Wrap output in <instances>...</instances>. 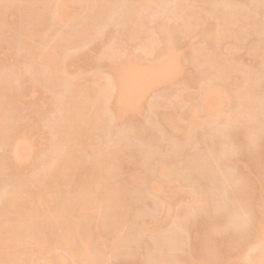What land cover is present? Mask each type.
<instances>
[{
    "label": "rangeland",
    "instance_id": "obj_1",
    "mask_svg": "<svg viewBox=\"0 0 264 264\" xmlns=\"http://www.w3.org/2000/svg\"><path fill=\"white\" fill-rule=\"evenodd\" d=\"M5 1L6 0H4V2ZM7 1H9L8 2L9 4L5 8V6L3 7V5H5L7 2H5L3 4L2 3L3 0H0V2H1L0 3V21H1L0 24L2 26V27L0 26L1 27V29H0V69L1 70H0V72H2V73H0V82L3 83V81H4L3 77H5V76L9 77V79H10L9 83H11L10 87L12 86V83H13V86L11 87V93H7L8 96H5V97L8 98L10 96V94H11V96L13 94L12 97H14V98L10 97V98H12L11 99L12 101L10 100V98L6 99V102H7V100H10V101H8V103L4 102L5 105L2 104V101L3 100L5 101L4 95L0 99V105L2 104L0 106V108H1L0 112L4 115V117L6 118V121L10 119L9 122H11V119H12L11 123H7V124H10V127L9 126L6 127V125H7L6 124L5 125L6 129H5V127H3L5 130L2 129V132L3 131L4 132L1 134L2 136L0 135L1 136L0 139L3 138L2 141H0V143H1L0 144V185H1L0 186V210L4 205H6L9 202V200H11L10 195H9V191L13 187L19 185L17 183L22 184L24 182V185H26V188L29 185L28 191H30V189H31V192H36V190L38 192V189H39L37 186L38 184H35L34 179L36 180L37 177H39V179H40L41 175L43 174L42 170L45 169V167H46V166L44 167V165H46L47 162L50 161L49 160L50 156L48 154L51 151V149H48V147L49 148L52 147V145H50V143L52 141H53L52 143H54L56 141V140H52V139L57 138L56 137L57 136L56 135L57 129H55V127H53V129H55V130H53L51 127L57 126L59 123V120L57 121L55 118H60V120H61V117L65 113V110H64L65 107L63 105L58 104V101H59L58 99H60V97H57V96H63V94L66 93V97L68 98L67 94L69 95V93H70V95L71 94L74 95V92L77 93L79 91V94L75 93V96L73 97V101H75V100H77V101L72 102V103H75L76 105L71 104L72 105L71 111L74 115L78 116L77 118H79V119L80 118H88L91 115L89 109L91 110L92 107L94 106L95 102L97 101V96H99V92L100 93L102 92L101 89H104L105 87L107 88L108 87L107 84H109L108 82L111 83V85L109 86L110 91H111V88L115 89L114 88L115 86L114 87L112 86V85H115V84H112V81H113V83H116V87H117V85L120 86L122 78H120L119 76L122 75L121 68L123 69L125 67L123 62L126 61L127 57L125 59H124V57L128 56L129 55L128 53H130V55H131V53H133L132 54L133 58H136V60L134 61V59H133V61H134V63H137V66H139V69H141L140 67H142V66L146 67V65H143V64H145V63L147 64L148 60H150L149 63H151L153 61H156L155 59L162 55L163 50H164L163 48L165 46L166 41L164 40V38L160 37L161 38L160 39L159 37H157V33H158V36L161 35L158 32L159 27H157V25H159V24H157V23H159L157 19H159L161 22V25L163 24L165 27H168L169 25H170L169 27L174 26V27H172V30H174V31L168 32L169 38L171 37L170 33H172V37L173 36L174 37H173V39L171 37V40L169 38L168 39L170 40L169 43L171 45L172 44L174 45V46L172 45L174 47V50H176V52H178L177 60L174 62H169V65L167 63L166 67H165L166 69L163 67V70H165V72L162 71L160 73H163L164 78H163L162 74H160L161 76L157 75V78L159 76L162 78V80H160L161 78L157 79L156 75H154L153 78H151V79H155L154 81L156 82V84H151L154 81L151 80V83H150V80H148L149 81L148 83H150L151 85H154V86L150 87L151 85L149 84L150 86L148 88V83L144 84L145 81H142L141 84H136V87L133 90L136 91L137 87H138L137 89H139V96H137V99L135 97L137 94L134 96L135 93H133V94L131 93V91H132L131 88H133V87H131L132 83L127 84V86L125 87V89L123 91V94H124V97H126V99L130 98L129 100L132 99L133 101L136 99V102H134V104H135L134 106H136V104H138L137 105L138 107L135 108L134 106H132L135 108V111H134V108H132L133 111H131V108H128L129 112L127 111L125 113V111H123V113H122L123 115L122 114L120 115L121 117L114 116L117 114L116 110L118 109V105H119V103H118L117 107H115L116 106L115 102L117 103L119 100L115 99L117 94L113 95V96L110 94V97H109L108 96L109 92H108V94H106V95L109 98H107V96H105V98H102V100L104 99L103 103L105 104V107H103L104 104H102L103 106L100 104V103H102V101L97 102L98 107L100 104L101 107L106 108V109H104L105 111L107 110V112L105 114H108L109 117L107 115L106 116L108 117L109 120L106 117V124L105 123L103 124L104 126H106V129L104 128L103 125L100 128L95 127L97 130L96 129L91 130V128L89 126L87 129L83 128V131L86 130L83 132V133H85L83 136H85V135L89 136V138L86 137L87 140L89 139V141H87L88 143L86 142V144L84 143V145H83V142H78L75 145V147L77 148L76 150L80 152L79 149L81 146L86 147L87 144L90 145V142H92L90 146H87V148L90 147L88 149H90L91 151L88 150V152H90V154L92 153V155H94L95 153L98 152L97 151L98 148H99V152L105 150V158H107L109 156V158H107L108 160L104 158L105 162L106 163H107V161H108V163L110 162V164L107 163L105 165H107V167L111 168V171H108L107 175H108V177L113 176L115 184L122 183L123 178L125 176H126L125 177L126 179L129 177H135V176H136L135 179L138 178L136 180L132 178L134 181L130 180V178H129L128 181L130 180V182L127 181V183L129 184L128 185V191H129L128 193H130V194H128L127 199H129L130 201L126 200V203H127V206H128V204H130V205L128 206L129 209L127 208L128 210H125L126 209V207H125V209H124L125 211L122 212L123 215H125L127 213V216H125V217L123 216V219H125V220H123V219L121 220L122 217L120 219H115V220L112 219L113 216H111V210L109 207H100L99 211L96 213V218H95L94 223L96 221H98V223H96V225L94 224L95 227L93 228V236L91 237L92 238L91 242H92V245L96 246V248L93 247V249L94 250L97 249L100 252L97 251V253H96V251H95V254L96 255L98 254L97 256L100 257V264H193V262H194V264H199V263L203 262V260H204L203 264L205 262H207V264H241V263H243V261H244V264H247L248 262L245 263V259L247 257H249V260L251 258V260L249 261L250 262L249 264H253V263L254 264L255 263L256 264H264V253H263L264 249L261 248V246H263V248H264L263 244H261V246H259L260 249L252 247L254 249V250H252L248 247L249 250H246V249H248L247 243H250L249 241L258 240L259 243H261L260 241L263 239V237L260 235L261 237L259 238V236L257 234L255 235L256 237H253L254 236L253 234H254V232L255 233L258 232L259 231L258 229H260L261 226H264V112H263L264 110H262V108H264V103H263L264 98L262 96L264 94V69H263L264 67L262 68V66H264V65L261 64L262 62L264 63V58H263L264 52H262V51H264V48H263L264 47V32L260 29L261 26L260 27L258 26L261 22L260 20L262 18V16H261L262 14L259 15L260 13L258 14L257 12H252V14L255 13L254 15H252L250 17L252 19V17L255 16V18L252 19L253 22L251 21L249 16L247 17V14H245L247 12L250 13L249 11L251 9H249L250 8L249 6L250 5L253 6L255 3L250 4L248 1L251 2V0H248L247 2L244 0L245 2L243 1V3H242L243 6H242V5H240L241 3L237 4V2H239V0H230V2L231 1H233V2H231L229 5L227 3L228 0H218V2L221 1V3L222 2L227 3V6L225 3L222 6L223 3L222 4L218 3L217 0H206V1L202 0L203 2L201 0H197L198 2H196V0H182V1L181 0H165L166 2L164 0H161V1L157 0L158 2H161V4L158 2L155 3L156 0H152V3H153L152 5L154 6V7H152L151 4H148V6H147V3H149V2L151 3V1L143 0L145 2L143 3V1H142L140 3L141 0H138L139 2L137 0H134V1L131 0L130 1L131 4H132V2L134 3L137 1L134 5L132 4L133 9L131 7L132 5L128 4L129 7H131L129 9H132L131 11H133V10L135 11V13L132 12V14H134V15H132L131 12L126 11V10L124 11L123 9H120V8H122V6H124L123 7L124 9H126V6H128L126 4L129 2V0H128V2H127V0H125L126 3H124V0L123 1L117 0V2H116V0H112V2H110V1L107 2L105 4V7L103 8V10L105 11L106 10L105 8H107V7L109 8L111 5H112L111 8L115 7V10L113 11V9L107 8L108 10H106L105 12L101 11V9H100L103 6H99V4H98V6L100 8L99 7L97 8L96 7L97 3H93L95 1L97 2V0H87V1L86 0H72V2L74 1L73 3L69 0H67L68 2H66V3L69 6H67L66 8H68L69 10L71 9V10L69 12H64L65 14L67 13L66 15L63 13V16H62L63 22H61L62 24L60 23V21L58 24L57 21L55 20V21H53V23L51 21V23L53 25L51 23H50L51 24L50 25L48 22H50V20H52L51 17L49 19V16L46 13V10L43 9L44 8L43 6H41V5H40L41 7L37 6L39 4L34 5L33 4L34 0H31V1L30 0H7ZM10 1H12V2H10ZM29 1L32 3L30 4ZM75 1H80V4L78 2H75ZM113 1L116 2V4L113 5ZM118 1H120L121 3L119 4ZM49 2L51 3V1H46V4H48ZM163 2L165 3V5L163 4ZM252 2H256V0L255 1L252 0ZM138 3H140V5ZM216 3H218L220 5L217 6ZM233 3L237 4L236 6L238 7L236 9L234 8L235 11L233 9H231L233 11L229 10L230 8L234 7ZM246 3L248 6L245 5ZM32 4L34 5L35 8L32 6ZM143 4H144V6H143ZM156 4H158L160 8L158 7V5L156 7ZM26 5H28L29 8L26 7V10H25L24 7ZM108 5H110V6H108ZM116 5L119 8H117ZM149 5L154 10H151L149 12V9H151L149 7ZM94 6H95V8H94ZM135 6L137 7V9ZM140 6H142V7H140ZM186 6H187V8H189L187 11L185 10ZM214 6H217V9L221 6L224 7V8H222V11L225 9V11L227 12V13H225V11H223L224 14H226L225 16H227V15L229 16L232 13L238 14L237 12L241 11L239 9V7L243 8L245 6L244 10H246V11L243 14L244 10H242L241 14H239L241 17L239 15H237L238 18H241V20H238V18H237V21H234V25L232 24L233 23L232 18L230 17V19H229V17L227 16V19L232 21V22H230L232 25L231 24L228 25L227 22L225 21L227 28L229 29L228 30L226 27H224V29L222 28L223 26H225V23L223 25V21L226 19V18L224 20L222 19V17H224V14L220 18L217 17L219 15L216 12L217 10H214V9H216ZM30 7L32 8V11L35 15H32L33 13H31L32 11H31ZM41 8H42V10H40ZM156 8L159 9V11H160V9H161V11L163 10V12L160 11L161 15H160V12ZM181 8L184 9V13L187 14V15H185L183 13V17L185 15L186 21L184 20L185 17L183 18L182 16H180L181 14L179 16H177V14H179V12L183 11ZM190 8H192L193 11L195 10L194 14H196V12H199V15H198V13L196 15L192 14L191 13L192 10H190ZM227 8H228V10H227ZM34 9H35V11H34ZM127 9H128V7H127ZM147 9H148V11H147ZM174 9H177V11H178V13L176 11V15L174 13L175 12ZM179 9H181V10H179ZM202 9H204V10H202ZM248 9H249V11H248ZM27 10L29 12H27ZM98 10H100L102 14ZM156 10H157V12H156ZM210 10H212V11H210ZM65 11H68V10L66 9ZM188 11L194 17L195 16L197 18L200 17V19H202L201 17L205 18L207 16V13H208V15H209V13H211V14L216 13L217 14V15L215 14L216 16L210 14L211 16H213L215 18L207 16V18H205L206 23L212 22L213 25L215 26V28H221L223 30V31H221V33L223 32L225 35H227L231 31H232V33L229 34L230 36L229 35H227V37L225 36V38H227V39H225L223 37L224 34H220V32H219L221 29L218 32H217V30H218L217 29L216 33L214 35L219 33L216 36H220V38H222L223 40L221 39V40L217 41V38L215 36L212 39V41L214 40L213 42L210 40L211 38H207L206 33H205L206 35L204 34V32H206V29H201L200 30L201 33H199V34H196V33L192 34L191 33L192 36L190 35L191 36L190 38L186 39L185 35H184L185 37L181 38L180 33H182V32L184 33V31H186L187 29H190V28H191V30L192 29L194 30L195 29L194 25L196 24V21L198 20V19L196 20V17L193 18L192 15L189 16ZM25 12H27V13H25ZM36 12H37V14H36ZM40 12H42V14ZM43 12L45 14H47L45 16V18H47V19L44 18ZM96 12H98L97 13V15H98L97 19H98V21L100 20V25H101V26H99V30H98L99 34L96 33L98 31L94 32L90 27H88L86 30L87 35L89 33L88 36H91V32H92L91 38L90 37L88 38L90 41L88 42L87 39H85L83 41H78V40L73 39L74 42L76 41L78 45L74 44L73 47L67 48V46L68 45L71 46L72 44H70V43L73 42V40H72V42L69 41L70 37L73 36L72 38L77 39L76 35L78 34V36H79V34H80L79 32L84 30L86 24L88 25L89 23L93 22L96 19V17H97V16L95 17ZM122 12H123V15H121ZM126 12H127V17L125 15ZM128 12L131 14V15L129 14V16H131L132 18L135 16L133 19H131V21H130V17L128 16ZM212 12H214V13H212ZM28 13L29 14L31 13L33 18L29 17L30 15H28ZM93 13L95 15H93ZM99 13L101 14V16H99L100 15ZM112 13H114V15H112ZM203 14H205V16ZM64 15H65V18H63ZM105 15H109V16H107L108 18L105 17ZM148 15H149L150 20L147 19ZM173 15H175V19H173ZM243 15H244V18L247 17L249 19L248 22H247V18H246V20L244 18H242ZM40 16H42L43 19L48 20V22L42 20V18ZM116 16H118V17H116ZM119 17H121V18H119ZM144 17L149 22V23L146 22V25L144 24V21H143ZM30 18L33 20L34 19L36 20L38 18L39 21H37V23L35 24L34 23L35 21L32 20L33 21V23H32L33 27H31V29L29 30L27 28H30V27L26 28V26L27 25L29 26V24L31 23ZM109 18L111 21L110 20L108 21ZM115 18H116V21H115ZM122 18L123 19L129 18L127 21H129L130 23L129 24H128V22L126 23V19L123 20L125 22V24H124V22L121 23L120 21L122 20ZM190 18L194 19V20H191ZM97 19H96V21H97ZM104 19H106V20H104ZM112 19H113V22H116V23H113ZM151 19H153V20H151ZM219 19H220V21L222 20V22L219 21V23L222 24V27H220L221 24H217L218 23L217 20H219ZM242 19H244V21H246L245 24H244V21ZM90 20H91V22H90ZM134 20H136L135 23L131 24V22H133ZM172 20H173V23H172ZM190 20L193 22L196 20L194 25H193V22L190 23ZM211 20H214L216 23L214 21H211ZM233 20H236V18L234 17ZM101 21H103V22H101ZM104 21L107 24H105ZM165 21H167L166 24L168 23L169 25L167 24V26H166ZM169 21L171 22L172 25L170 24ZM201 21H202L201 23L203 25H206V24H204L205 21H203V20H201ZM239 21H241V22H239ZM254 21H256L257 24H255ZM111 22H112V24H111ZM153 22H155L154 24H157V25H154L156 27L153 26V24H152ZM199 22H200V20H199ZM199 22H197V23L200 25L201 23H199ZM237 22H239L240 25H242V26L235 25V24H239ZM38 23H40V24H38ZM54 23H55V25H54ZM81 23H82L83 27L81 26V28H80ZM137 23H139V24H137ZM34 24L37 28L34 26ZM41 24H43V25H41ZM126 24H127V26H126ZM183 24L185 26H183ZM190 24H192L193 28ZM198 24L195 26L199 28ZM243 24L246 26H244ZM38 25L41 28H39ZM121 25L122 26L124 25L122 28L123 32L121 30ZM133 25L135 26V28L132 27ZM148 25H151V28L147 27ZM230 25L234 26V28L228 27ZM249 25H251V26H249ZM125 26H126V28L124 29ZM235 26H236V28L240 27L239 28L240 31L238 33H236V35H235L237 38L234 37L235 29H236ZM34 27H35V30L33 29ZM130 27H132V28H130ZM179 27H180V30H179ZM183 27H185V28L182 29ZM243 27L247 30H248L247 27H249V30L252 28V30H250L251 33L249 32V30H248V33H247V30L242 32L244 29ZM258 27L262 31V33H260V31L258 30ZM79 28H80V30L78 31ZM129 28H130V30H129ZM153 28H155V30H156L155 32H152ZM157 28H158V30H157ZM202 28H206V27L202 26ZM254 28H257V29H254ZM132 29L136 30L135 33L131 32ZM225 29H226V31L227 30L228 31L226 32ZM253 29L255 31L258 30V32H255V33L252 32V31H254ZM28 30L30 32H28ZM38 30H40V33H38L39 32ZM111 30L116 32V33H113ZM170 30H171V28H170ZM107 31H108L109 35L107 34ZM120 31L122 34L119 33ZM126 31L132 37L130 35L129 36L124 35V32H126ZM109 32H111L112 35ZM127 32L125 34H128ZM173 32H174V34H173ZM175 32H178V34ZM27 33H30V34H27ZM240 33L242 34L243 37L240 36ZM249 33L253 34V35L249 36ZM72 34H75V36ZM175 34H177L179 36L176 35V37H175ZM232 34H233L234 38L231 37ZM68 35H70V36L68 37ZM113 35H114V37H112ZM136 35H138L139 38H137ZM194 35H195V37H193ZM64 36H67L68 39L64 38ZM61 38L66 40L68 45ZM215 38H216V40H215ZM220 38H218V39H220ZM125 39H127V41ZM86 41H87V43H86ZM119 41H120V43H119ZM231 41H232V43H231ZM62 42L65 43L66 46L63 44V47L65 46L66 48H62ZM83 42H85V43L82 44ZM122 42H124V46H123ZM138 42H140V43H138ZM161 42H163L164 45L160 44ZM233 42H235L236 45ZM157 43H159L160 46L161 45L162 46L161 47L158 46L159 44L156 45ZM208 43L210 46H212V48H210V49L214 48L215 53L213 51L212 52L215 55L221 57L222 61L225 60L224 62L226 63L227 67H228L229 63L231 62V61L229 62L228 59H226L227 56H229L231 58L233 57V59L229 58L231 60H234V61H232L231 64H233V62H234V64H236V62H237L236 68H234L235 66L234 67L230 66L231 64L229 65L230 66L229 68H230L232 73H230V70L228 71V69H227L228 72H226V74L229 76H224V77H226L225 80L228 77H230V78H228V79H230L229 82L236 80L235 78L238 75L237 73L240 72V69L243 66L241 73H239V75H241V78L244 76L243 79L246 77L249 78V81H250V82H248L249 84L245 85L247 87L251 83L250 89L248 90V92L250 93V91H252V89H253L255 92L253 91L252 93H254V94L257 93L256 95L258 96L257 97L255 95V97L258 98L255 100L260 101L262 98L263 99V100H261L262 102L261 101L260 102L254 101L252 99H248V98L244 97L247 89L245 90V87H243L241 83H247L248 78L244 79L245 82L242 81L241 78H239L241 81H239V79L237 78V80L234 81V83L237 81H239V83L237 82V83H235V85H232L233 82L228 83V80H226V82H223L224 78L223 77L221 78V76L218 77L216 74L217 71L219 70V67H220V69L222 67V66H219L220 64L222 65L221 61L219 62V60L218 61L216 60V62H214V63L219 62L218 65H216V66H219L217 70H216L217 67L215 66V64H213L215 67V68H213V65L210 66L209 61L205 60V63L207 61V64L203 63V61H200V60H203V57H204V54H202L203 56H200V52H201V50H203L201 48L202 47L205 48L206 46L208 47ZM251 44L253 45V47L254 46H256V47L253 48ZM259 44L263 45V46H261L262 50L260 49ZM118 45H120V46H118ZM231 45H232V49L230 47ZM234 45H235V47H233ZM258 45H259V47H258ZM59 47H61L62 49L61 48L59 49ZM109 47H111L113 49H111ZM209 47L207 48L208 50L204 49L205 51L207 50L208 53H210ZM104 48H105V50L107 49L106 51H108V50L110 51V56H107L106 54H105V56H101V51ZM161 48H162V50H161ZM112 50H113V52L115 51L116 53H112ZM145 50H146V54H149V52H150L149 55L150 56L152 55L151 58H153V59L149 58L148 57L149 55L148 56L145 55ZM204 50H203V52H204ZM254 50H257V51L261 50V51H258L259 53H257L258 55H256L254 53ZM44 51H45V53L46 52L47 53L44 54ZM106 51H103L102 54H104ZM147 51H148V53H147ZM152 51H153V54H151ZM155 51H156V53H155ZM233 51L235 52V56H234V54L232 55ZM40 52L41 53L43 52L44 55L42 54V56H41ZM179 52H180V55H179ZM260 52H262L263 54H261ZM52 53H53V56L56 57V60L58 62H59V59H61L60 63H59L61 65V67L58 64V66H59L58 69L60 70V73L57 72V75H56L59 77V81L54 79V81H51L52 83H50V82H48V80L46 78L47 83H49V85H47L46 82L45 83L43 82L44 79L42 80V78L46 77L44 74V69H45V65L48 64V62H47L48 57ZM35 54H37V56L34 57L33 55H35ZM63 54L66 56V58L62 61L61 57L64 56ZM137 54H142L143 56L142 55L140 56ZM156 54H159V56L158 55L156 56ZM114 55H116V56H114ZM118 55H120V56H118ZM135 55H137V56H135ZM205 55H206V53H205ZM261 55H262V57H261ZM30 56H31V59L33 58L32 60L30 59ZM181 56H182V58L179 59V57H181ZM217 56L213 55L214 58ZM110 57H111V59H110ZM116 57L118 59H116ZM139 57H140V59H139ZM145 57H146V59H145ZM219 57H218V59H219ZM113 58H115V60ZM143 58H144V63L141 64L142 66H140V62L142 63ZM147 58H149V59L147 60ZM208 58H209V56L206 57V59H208ZM43 59H45V60H43ZM128 59H131V57H128ZM128 59H127V61H128ZM120 60L122 61V63H119L121 68L119 66L116 67V65H118L117 62H120ZM137 60H138V62L140 60L139 65H138V62H136ZM211 60H212V58L210 59V62H213V60L212 61ZM261 60H262V62H261ZM131 61H132V59H131ZM126 62H125V64H126ZM175 62H177L179 65L177 66V63H175ZM43 63H44V65H43ZM225 63H223V64H225ZM122 64H123V66H122ZM174 65H175V67H177L176 69L174 68ZM237 65L240 68L239 67L237 68ZM41 66L43 67L42 69L38 68ZM2 67H4V68H2ZM118 67L120 68V71H119ZM135 67H136V65H135ZM169 67H170V69H169ZM227 67L224 68V66H223L222 68L226 69ZM144 68H142V69H144ZM244 68L247 69V72ZM5 69H6V71H5ZM172 69H174V70H172ZM235 69H238L237 72ZM8 70H9V72H8ZM35 70H39V71H37L38 75H37V72ZM41 70H43V71H41ZM113 70H115V71H113ZM166 70H167V72H169V70H172V71L166 74ZM244 70L246 73H249V72L251 73V71H252V75H253L252 77L253 78H251V74L250 75L247 74L250 77L249 76L245 77L244 74H246V73L245 72L243 73ZM259 70L261 72H263V74L262 73L259 74V72H260ZM40 71H41V73H43L44 76H42L40 74ZM112 71H113V73L114 72H116V73L113 74ZM33 72H36L37 77L34 75L35 73L33 74ZM196 72L198 75L196 74ZM235 73L237 74L236 76L230 75V74H235ZM253 73H255V74H253ZM118 74H120V75H118ZM165 74H166V77L169 76L168 79L165 77ZM12 75L14 77L13 79H11ZM218 75H219V71H218ZM254 75H255V77H254ZM61 76H63L62 77L63 80L65 78V82L62 79H60ZM188 76L196 77V81L194 79H192L193 77L191 78L194 81V83L191 84V82H190V84H191L190 86L187 85V84H189V81H186L187 84H185V80L187 79L185 77H188ZM197 76L199 77L198 79H197ZM66 79H68L69 82ZM163 79H165V80H163ZM131 80H132L131 82H133V79H131ZM192 80H190V81H192ZM206 80H208L209 83L211 82L210 83L211 86L215 85L216 88H218L217 86H220V88L221 87L223 88L224 86H226L223 89L221 88L222 90H220V88H219L221 93L223 92V90L225 91L222 93L223 96H224V93L227 92V87L231 86L232 88L229 87L228 90L232 89L231 93L233 92L232 93L233 98H236L237 100H239V98H241L243 101L245 99V101L243 103H241V105L243 107L245 106V108H248V110L245 108H244L245 110H243V111H242L243 108H241V110H238L239 109L238 107H242V106L241 105L237 106V104H239L238 102H240V101L242 102V100H239L237 102V100L235 99V103L233 102V104L237 103L235 105L236 108H238L237 110L240 111L241 113H243V115H242L241 113H239L236 110V112L238 113L237 116L240 114L238 117H236V114L233 116V117H235L234 121L236 120V118L237 119L240 118L239 120H237L238 122L235 121V123L237 125L232 124V122H234V121H232V122H229V123H231V125L229 127L228 126L229 123L227 122V121H229V119L224 118V120H222L224 116L225 117L230 116V114H229L230 112L227 111V110H229L228 108H230V110L232 109V111L235 112V110H234L235 106H232V103H231V106L233 107V108H231L230 104H229V102H232V99H233L231 93L228 94V92H227L225 94V96H227V94H228L227 97L224 96L225 99L227 98L226 100L223 98V96H221L222 94L220 93L221 94L220 96L222 97V100L224 101V103L222 100H221V103H220V101L218 102L216 100L215 96H213V98L218 102V105H219L218 107L221 106L220 108L217 107L216 101L213 104V98L210 96V99H211L210 101H212L211 104L216 105V106H214L215 108L212 109V111H214L213 113H215L212 116H211L212 111L206 110V108L203 106L204 104L201 102L202 98L201 99H199V98L202 94V91L204 92L203 89H205L206 86L209 85L208 81L206 82ZM57 82H59V83H57ZM99 82L103 83V85L101 86V84H99ZM173 82H174V84H172ZM182 82H184V83H182ZM2 83H0V85H2ZM64 83H66V84L64 85ZM96 83L99 84V87H98V85H96ZM206 83H207V85H206ZM225 83L229 84V86L226 85ZM133 84H135V82ZM184 84L188 88H186ZM201 84H202V87H201ZM55 85H56V87H54V89H53L52 86H55ZM104 85H106V86L104 87ZM140 85H143V86H141V88H140ZM236 85H238L239 91L241 90L240 95L238 94L239 91L235 90L237 88ZM62 86H64L63 87L64 89H62ZM132 86H134V85H132ZM10 87H9V89H10ZM50 87L52 89H50ZM70 87H72V88H70ZM171 87L174 89L172 90ZM241 87H243L244 89H242ZM12 88H13V90H12ZM55 88H57V89H55ZM67 88L69 90V93L67 92V90H65ZM73 88L75 89L74 92L72 91ZM93 88L94 89L96 88V89L94 90ZM98 88L99 89L101 88V89L99 90ZM117 88H118V90H117ZM117 88L115 89V92L117 93V91H118V95H119L120 87H117ZM184 88L187 89L186 92H185L186 89H184ZM248 88H249V86H248ZM70 89L73 93H71ZM141 89H142V92H144V94L142 93V95H141ZM96 90H99V91H97L98 95H94L96 93ZM106 90L107 89H105V91ZM243 91H244V93H243L244 95H242ZM62 92H64V93L62 94ZM93 92H95V93H93ZM169 92H171V93H169ZM181 92H182L183 99H182V97H180V100H179L178 97L181 95ZM184 92H185V94H184L185 96L183 95ZM187 92L190 93V95H189V96H191L190 100L193 101L194 103L193 102L189 103L190 100H189V97L187 96V94H188ZM111 93H114V92L111 91ZM168 93L170 95L172 94L171 97ZM259 93H261V96L259 95ZM92 94L94 97H92ZM197 94H198V96H197ZM230 94H231V96H230ZM254 94H253V98H254ZM76 95H79V97ZM95 96H96V98H95ZM141 96H144V97L142 98ZM172 96H173V98H172ZM194 96H197V97H194ZM242 96L244 98H242ZM251 96H252V94L250 93V98H251ZM63 97H65V95ZM66 97H65V99L61 97V99H64L66 101V99H67ZM124 97H122V98H124ZM185 97H188V100H186L187 98L185 99ZM229 97L231 98L230 100H229ZM259 97H261V98H259ZM117 98H119V97L117 96ZM168 98H170V100ZM175 98L177 99L175 101V104H177L180 101L178 106L177 105L176 106L177 107L182 106L178 109L176 108L177 109V111L175 112L176 118L174 117V111L176 109L173 110L172 111L173 113H172L171 112L172 109L168 108V107H170L171 103H174ZM126 99H125V101H126ZM181 99L183 102L185 100V103H183L181 101ZM207 99H209V97H207ZM93 100L95 101L94 103H93ZM199 100H201L199 103L203 104L202 107H200V104L197 102ZM228 100H229V102H228ZM248 101H249V103L251 101V103L254 104L253 106H251L252 104L250 105L251 108L249 106H246L247 103H245V102H248ZM155 102H156V104H154ZM9 103H10V105H8ZM55 104H57L56 106L60 107V109L55 107ZM184 104L186 105L185 110L183 109L185 106ZM194 104L197 106L198 109L195 108V106L193 107ZM243 104H245V105H243ZM260 104H262V105L259 106ZM73 106H74V108H73ZM151 106H152V110H151ZM171 106H173V105L171 104ZM188 106L190 107V109L188 108ZM95 107H96V104H95L94 108ZM153 107H155L154 108L155 111H154ZM252 107H255L256 111H255V108L250 111V109H252ZM257 107H260V108L257 109ZM61 108L64 111L61 110ZM166 108L170 109V111L166 112ZM191 108H194L195 110L192 109L193 110L192 111ZM86 109H88V111ZM181 109H183V112ZM186 109L188 110V112H190L189 114H187ZM215 109L216 110L218 109L217 113H216ZM225 109L227 112H229L228 113L229 115L227 114ZM73 110H75V111H73ZM150 110L152 111L153 114H151ZM163 110H165V112L167 114ZM223 110L226 112V114L223 115V117L221 116L222 117L221 118L219 114H224ZM82 111H84V112L87 111V114L85 113L84 117H83L84 113ZM158 111L159 112L161 111V113L159 114ZM162 111H163V113H162ZM179 111L181 112V115L185 112V114L182 115V118L183 117L188 118V115L189 116L193 115L194 119H196L197 123H199V121H200L199 125H197L196 122L194 123L195 120L193 121V123H191V124H194V126L196 125L195 128L198 127L196 130H199L200 126L202 127V129L199 130V132H197L199 134H202V130H205V127H203L204 125L206 127L210 126V128L209 127L206 128L207 130H205L203 132V134H204L202 136V138H204L203 140L201 137H198L197 133L194 135V133H193L194 129L192 128L194 126L193 125L191 126V124L190 125L188 124L189 122L186 120L187 118H185V120L183 118V120L179 121V119L181 118V115L178 116L180 114ZM195 111H199V118L197 116L198 112H195ZM203 111H205V112L208 111V112L203 113ZM232 111H231V113L234 114V112H232ZM247 111H250V113H252V112L253 113L250 114ZM6 112H8L9 114H7ZM48 112H49V114H48ZM50 112H51V114H50ZM170 112L172 113L173 116L170 114V117L168 118L169 122L170 123L172 122V124L175 122V125H176L175 127L179 128V129L177 128V130L175 129V131L173 130L174 124L170 125V123H168L167 122L168 120L166 119L169 115L168 113H170ZM201 112H202V114H200ZM209 112H211V113H209ZM191 113H192V115H190ZM195 113H197V114H195ZM244 113H245V115H244ZM205 114H210V115L209 116L207 115V117H205ZM9 115H10V117H9ZM50 115H51V117H53L55 115V117L52 120H56V121H52L50 119L51 118ZM86 115L88 117H86ZM155 115H157L159 117L158 119L161 121H159L158 119H153V116H155ZM162 115L167 116V117H163ZM214 115L216 117L218 116L220 118V121H219V119L218 120L215 119ZM193 116H192V119H193ZM161 117H162V119H161ZM209 117H211V118L214 117L215 121L216 120L217 121L214 122V121H212L213 118L211 119ZM46 118H47L46 121H48V119H50V122L51 123L53 122V125L50 124V122H46L45 121ZM170 118H171V120H170ZM202 118H204V121L202 120ZM152 119L154 121L156 120L155 121L156 123H157V121L159 122L158 126L156 125V123L151 124ZM209 119H211L210 120L211 122L209 121ZM226 119H228V120H226ZM240 120H241V122H240ZM62 121L63 120H61L60 123H63ZM165 121L167 122V124ZM181 121H186V122L181 123ZM218 121L222 122V125L225 123V127H224V125H223V127L227 131H225V129L223 130V127L221 128L219 126L220 123H218ZM55 122H58V123L56 124ZM178 122H180V123H178ZM54 123L56 125H54ZM160 123H161V125H159ZM163 123L166 124V127L168 126L167 131H169L170 133L165 130V125ZM183 123L187 129L183 128L184 127ZM185 123L188 125H186ZM203 123H204V125L202 126L201 124H203ZM209 123L210 124L217 123V125H215V124L212 126L207 125ZM226 123L228 124L227 126L230 129H231L232 125L235 126V129H231L228 132V127H226ZM153 126L154 127L156 126L157 128H154ZM160 126H162V127H160ZM189 126L192 130L189 128ZM84 127H87V126H84ZM102 127L104 129H101ZM218 127H220L221 129H219ZM170 129H172V130H170ZM181 129H182V131H181ZM196 130H194V132H196ZM89 131H91V132H89ZM157 131L159 133L160 132H162V133H160L158 135ZM219 131L224 132V133H220ZM163 132L165 133L164 137H163ZM206 132H208L210 134L208 135V134H206ZM251 132H252L253 136L251 135ZM92 133H93V135H92ZM185 133H186V137L184 136ZM191 133H193V136H195V137L192 136L191 138H189L191 136ZM11 134L12 135L14 134V136L15 135L19 136L20 139L22 136V139L20 140V142L23 140L21 142V144H22V147H25V150L23 148L24 153L26 154L25 158H23V159L11 158V154L9 153L10 150H7V148H6L8 146L7 144H9L8 143V141H10L9 139L12 137ZM155 134L158 137L155 136ZM189 134H190V136H189ZM218 134H222V136L221 135L218 136ZM166 135H167V137H166ZM159 136H161V138H159ZM199 136H201V135H199ZM214 136H215V138H214ZM250 136L253 137L252 138L253 141L250 140L251 139ZM91 137H93V141H92ZM122 137H123V139H122ZM212 137L215 140L213 143H216V141L218 142V140H221V145L219 142V144L218 143H216V144L212 143L213 146H211L212 144H211L210 140L212 139ZM232 137H233V139H232ZM199 138H201V139H199ZM216 138H217V140H216ZM213 139H212V141H213ZM227 139H229V140H227ZM120 140H125L126 143L129 144L128 147H131L130 149L133 150L132 155H130L128 158L127 157L125 158L126 160L124 161L123 165H122L123 161H120L122 156L121 157L119 156V155H121V153L118 150L119 145L117 143V141L119 142ZM174 140H175V143L173 142ZM182 140H185V141H182ZM222 140H223V142H222ZM224 140H225V143H224ZM3 141H5L7 146H5V143L2 145ZM151 141H152V143H151ZM156 141L159 142L160 145L158 144V146H160V147H158L155 150L154 149L155 148L154 143H157ZM195 141H197V142H195ZM143 142H145L144 143L145 146L147 143L148 146H146V147H147V150L149 151L150 155L152 153L154 155L156 152L157 157H158V155H160L159 159L165 155L167 157H164V159L166 158L169 160L171 158L173 160L172 162H174V163L172 164V162H171V164L168 165V163H170V162H164V159L159 160V159H157V157L154 158L152 155L150 157L154 158L155 160L154 159L151 160V158L148 157V158H145L147 161L146 162L144 157L140 154V153L143 154V152H147L146 147L143 145ZM227 142H231V144L233 143L232 144L233 148H231L232 145L229 143L227 146H225ZM148 143H151V145L149 146ZM192 143H193V145H192ZM196 143H198V144H196ZM77 144L79 147L77 146ZM190 144H191V146H190ZM91 146H93L92 149H91ZM151 146L153 147L152 151H154L152 153L150 152V150H151L150 148H152ZM156 146H157V144H156ZM181 146L186 147V148L183 149V147H181ZM188 146L190 149L188 148ZM222 146H224V147L222 148ZM141 147L145 148V150L143 149L142 152H141V150H142ZM176 147L179 148V150H181L180 151L181 153L177 149H175ZM82 148L84 149V147H82ZM94 148L97 149L96 152L93 151V150H95ZM180 148H182V149H180ZM218 148L221 150L220 151L221 153L219 152L220 154L218 153ZM116 149H117L119 155H117ZM158 149H159V151H158ZM172 149H174L173 152H172ZM223 149L224 150L226 149L227 151L228 150L229 151L227 153H225L226 150L224 152ZM84 150H86V149H84ZM84 150H81L82 151L81 153H83ZM176 151H177V154H176ZM88 152H86L85 154H87L89 156L90 154H88ZM107 152H108V154H107ZM160 152H162V153H160ZM170 152H172L171 154L175 153V155L173 154L174 156L171 155V157H170V155L168 156V154H170ZM186 152H187V154H186ZM212 153H214V154H212ZM178 154L179 155L181 154V156H179L180 158L177 157ZM206 154L209 157H206ZM209 154H212V155H209ZM215 154L219 160H221L220 156H222L224 154L223 160L218 161L216 156H214ZM83 155H84V153H83ZM87 155L85 157L88 160H91L92 155L89 157H87ZM116 156L120 157V159H118V162L121 163V167L120 166L118 167V165H120V164L118 163V165H117V163L113 160L114 158H115V160L117 159ZM172 156L175 158H173ZM187 156L190 158H188L186 160ZM141 157H143V158L141 159ZM176 158H178V159L175 160ZM191 158L192 159L194 158V160H196V161H194V160L190 161ZM201 158L203 159L202 161H201ZM208 158L211 160H209ZM140 159H141V161H140ZM148 159H150L152 162L149 160L151 162V163H149ZM205 159H208V161H206ZM162 160H163V162H161ZM204 160L206 161V163L205 162L203 163ZM198 162L201 163L200 166H202L204 168H207L206 164L208 163L207 164L208 169H206L205 172H203V168L198 165L199 164ZM215 162H219V163H215ZM43 163H46V164H43ZM69 163H68V166L72 165L71 162H69ZM166 163H167V165H166ZM111 164H113L116 169L112 168L113 165H111ZM115 164L117 165V167ZM196 164L199 168L196 166ZM163 165H165V168H169V169L172 168V170L171 169L170 170L165 169ZM195 166L197 167V170L199 172L196 170ZM39 167L41 168V170H39L40 169ZM120 168H121V170H120ZM160 168L163 169V172L166 170L165 174H162L159 172L161 170ZM200 168L202 170H200ZM158 169H159V171H158ZM117 172L119 174L121 172H123L122 178L120 177L122 174H120V176H119ZM201 172H202L203 176H199V175H201ZM116 173H117V175H116ZM142 173L146 178L142 175ZM181 173L184 175H182ZM159 174H162V175H159ZM127 175H128V177H127ZM139 175H141V176L139 177ZM197 176H199L200 178ZM75 177H77V179H75ZM79 177L80 178H78V176L76 174V176H74L73 180H71L69 182L70 184L68 183V185L65 187L64 186L57 187V183L54 184L56 186V188L58 189L57 190L58 195H60V200H59V203H57V206H56V204H55V206L53 204H50L51 209L55 210L54 212H57L58 210H60L57 208L60 207L61 205L62 206L60 208H63V204H62L63 202H62L61 198H64L63 200H65V203H66L67 200L69 199L68 197L72 193L75 194L76 199L73 198L74 197V194H73L72 199L70 198L71 201L72 200L75 201V200H77L78 197H82L83 194L80 196L81 193H78V192L82 191L83 193H85L84 191H86L87 187L85 186L84 181H82L83 179H82L81 172L79 174ZM201 177H203V178H201ZM140 178L141 179L143 178L142 180L144 182L143 183L144 185H146L147 183H150L151 180H154V178H155V180H156V178L159 179L158 180L159 182H162V183L165 182V185H163L164 183L163 184L160 183V184L163 185L162 188L166 187L167 192L166 193L164 192L165 188H164V190L163 189L161 190L163 192H160L161 193L160 196H157L155 194L151 195V194L145 192L144 190H146V186H144L142 184V182H140L141 181ZM144 178H145V180L148 181V182L146 181L147 182L146 184H145ZM176 178H178V179L176 180ZM78 179H79V181L81 179L83 184L81 182H79ZM199 179H201V180L198 181ZM137 180L140 182V185L138 184V182H136ZM124 181H125V179H124ZM173 181H175V182H173ZM176 181H177V184H176ZM167 182H168L169 187L167 186ZM179 182H180V184L178 185ZM198 182H199V184L196 187H194V185H196ZM80 183H81V185H80ZM172 183H174V185ZM133 184H135V185L137 184V186H135ZM170 184H171V186H170ZM54 185L52 184V186H54ZM83 185L85 188H83ZM101 185L102 184H100V186ZM138 185L140 188L138 187ZM176 185H178V186H176ZM192 185L194 188L192 187ZM39 186H41V184H39ZM141 186H143L145 189ZM43 187H44V185H42L40 187V191L42 194L45 191V190L43 191V189H44ZM167 187L169 188V190ZM178 187H183V188H178ZM185 187H186V189H185ZM56 188H54V189H56ZM64 188L66 190V193L67 192L70 193L69 196H68V193L66 195ZM83 189H85V190L83 191ZM179 189L182 190V192H183L182 194H180L181 190L179 191ZM193 189H195V190L193 191ZM196 189L199 192L194 194L195 191H197ZM62 190H64V191H62ZM141 191L148 194V196H146V194L144 195ZM169 191H172L174 197L172 196V193ZM162 193H163V195H162ZM177 193H179V194L177 195ZM103 194H104L103 192L100 193L99 197L102 199V200H100V202L104 206L105 205V202H104L105 199L102 198ZM199 194H200L201 198L203 197V199H202L203 202L200 199H198V200H200V202H202V203H204L205 201L208 200L209 203L205 202V204L207 203L206 204L207 206H205V204H204V206L202 204V207H200L198 204L190 205V202L191 203L193 202L192 199H194V198L197 199L198 197L200 198ZM77 195H79V196H77ZM43 196H44V198H43ZM43 196H42V203H43L42 207L48 208L49 207V205H48L49 199L47 200V198L48 197L50 198L51 195H48V193L46 195V192H45V194H43ZM64 196H66V198ZM191 196H192V198L190 200L189 197H191ZM31 202H32L31 200H28V201L25 200L22 202L24 204V208L26 211L28 210L29 205L31 206V204H32ZM45 202L47 204H45ZM69 202H67V203H69ZM187 202H189V203L186 204ZM184 204L186 205V207L184 206ZM194 205L195 206L198 205V207H194ZM199 208L202 211H200ZM53 210H51V211H53ZM108 210H110V211H108ZM136 210H137V212H136ZM182 210H184V211H182ZM239 210H242V211H239ZM42 211H41V215H44L42 213ZM134 211L136 212V214L137 213L138 214L136 215L134 213ZM181 211H182V213H181ZM237 211H239V212H237ZM185 212H188V213L186 214ZM242 212H244L243 215H242ZM133 213L135 214L134 216H133ZM180 213L183 215H179ZM189 213H190V215H189ZM236 213H238V214H236ZM44 216L48 218L47 214H45ZM135 216H136V218H135ZM234 216H235V218H234ZM47 218L43 217L44 224L45 223L47 224V221H45V219L47 220ZM233 218L236 220L235 221L236 223L233 222L234 221ZM106 219H108V221H106ZM239 219H240V221H239ZM102 221H105V223ZM231 221L234 223V225L232 224ZM227 223H229L228 226H230V227H226ZM105 224H106V226H105ZM44 227H45L44 231H46V234L49 233L48 232L49 228L47 229L46 225ZM45 229H47V230H45ZM234 229H235V231H234ZM256 229H257V231H256ZM105 230H107V231H105ZM260 230H263L262 233H264V229H260ZM262 233L260 232V234H262ZM54 236H51L53 239L50 237V239H52L53 241L55 239L61 238V235H57L58 237L56 235H54ZM117 237L119 239H122V240H120L122 243H124L123 238H125V239L126 238H129V239L132 238V241H134L131 243L132 246L128 245L131 249H128L127 245L125 246V248L128 250L127 253L124 254V253L118 252V251H120L119 248H117L118 249V251H117L113 247L111 241H115L117 239ZM59 239H58V241L62 240V239H60V240ZM125 239H124V241H125ZM52 240H50V241L53 244L51 242H49V244L52 245V249L56 248L57 251L60 250V251H58V253L59 252L62 253L61 251L65 252L64 247H63V250H61L63 243H60L61 244L60 245L59 243H57L56 240H55L56 243H54ZM129 241L131 242V240H126L127 244H129ZM29 242L30 241H25L24 243H21L16 247L20 248L21 246H28ZM62 242H63V240H62ZM56 244H57V247L59 246L58 248L56 247ZM29 245H30V243H29ZM54 245H55V247H54ZM250 245H252V244H250ZM250 245H248V246H250ZM60 246H61V248H60ZM30 247H31V245H30ZM255 249L261 250V251L258 252ZM112 250H116L118 252L117 254H119V253L120 254L116 255L115 251L113 252ZM239 250H242V251L239 252ZM53 251H55V250L53 249ZM57 251H56V253H57ZM250 251H254V252L251 253ZM256 251L262 257H260V258H259V256L257 257L258 254ZM241 252H243L242 255L239 254ZM245 252H246V254H245ZM247 252L249 254H247ZM255 253H256V256H254ZM64 254L67 255L66 256L67 258L69 257L68 253L65 252ZM99 254H100V256H99ZM44 255H46V254H44ZM46 256H48V254ZM46 256H44V257H46ZM240 256L244 260L241 261L242 258ZM244 256L246 258H244ZM47 258L48 257H46V259ZM69 259L70 258H68V260ZM38 261H39L38 264H40L41 261L39 259H38ZM42 261L45 262V258H43ZM253 261H255V262H253ZM41 264H42V262H41Z\"/></svg>",
    "mask_w": 264,
    "mask_h": 264
},
{
    "label": "bare ground",
    "instance_id": "obj_2",
    "mask_svg": "<svg viewBox=\"0 0 264 264\" xmlns=\"http://www.w3.org/2000/svg\"><path fill=\"white\" fill-rule=\"evenodd\" d=\"M31 1V0H30ZM29 1V2H30ZM46 1H51V3L49 2L48 4H46ZM53 1V2H52ZM69 1H71L72 2V0H69ZM87 1V0H86ZM112 2V0H97V2L95 1V2H93V3H97V5H96V7L98 8L99 6H103L102 8H100L101 9V11H104L103 10V8L105 7V4L107 3V2ZM123 1V0H122ZM130 1L131 0H129V2H128V0H127V4L126 5H130L131 3H130ZM134 1V0H133ZM138 1V0H137ZM136 1V2H137ZM143 0H141L140 1V3L142 2ZM147 1V0H146ZM148 1H151V3L149 2V3H147V6H148V4H153L152 3V0H148ZM158 1H161V0H158ZM157 0H156V2L155 3H157L158 2ZM165 1V0H164ZM182 1V0H181ZM180 1V2H181ZM202 1V0H201ZM206 1V0H205ZM243 1L244 0H239V2H237V4L238 3H241L240 5H242V3H243ZM246 2L248 1V0H245ZM244 1V2H245ZM255 1V0H254ZM5 2H7L5 5H3V7L5 6V8H6V6L9 4L8 2L9 1H5ZM4 2V0H3V4L5 3ZM10 2H12V1H10ZM66 2H68L67 0H34V2H33V4L34 5H36V4H39V5H37V6H43L44 8L43 9H45L46 10V13L48 14V16H49V19H50V17H51V19L52 20H50V22H48V20H45V19H47V18H45V16L47 15V14H45L44 12V18L45 19H43V17L42 16H40L41 18H42V20H44V21H47L49 24L51 23V21H52V23H53V21H57V23L59 24V21H60V23L61 22H63L62 21V16H63V13L64 12H69L70 10L68 9V8H66L67 6H69V5H67V3ZM74 2V1H73ZM72 2V3H73ZM75 2H78L79 4H80V1H75ZM116 2H117V0H116ZM116 2H114L113 1V5L114 4H116ZM119 2V4L121 3L120 1H118ZM136 2H132V4L134 5ZM139 2V1H138ZM145 1H143V3H144ZM166 2V1H165ZM196 2H198L197 0H196ZM203 2V1H202ZM217 2H218V0H217ZM231 2H233V1H231ZM230 0H228V4L230 5ZM250 4H253V3H255L253 6H251L249 3V9H251L250 11H249V9H248V11L251 13H245V14H247V17L249 16V18L252 16V15H254L255 13H253L252 14V12H257L259 15H261L262 16V18H261V22H260V24L258 25L259 27H260V29L264 32V0H256V2H252V0H251V2L250 1H248ZM1 3V2H0ZM32 2H30V4H31ZM124 3H126L125 2V0H124ZM140 3H138L139 5H140ZM154 3V4H155ZM158 3H160L161 4V2H158ZM218 3H221V1L220 2H218ZM218 3H216L217 4V6H219L220 4H218ZM223 3V4H222ZM221 4H222V6L224 5V3L226 4V6H227V3L226 2H222ZM32 4V6L34 7V5ZM98 4H99V6H98ZM118 4V5H119ZM131 4V5H132ZM163 4L165 5V3L163 2ZM215 4V5H216ZM237 4H235V3H233V5H234V7H232V8H230L229 10H231V9H233L234 10V8L236 9V8H238L236 5ZM124 5V4H123ZM125 5V6H126ZM129 5L128 6H126V9H124L123 7L124 6H122V8H120V9H123L124 11L126 10V11H129V12H131V14H132V12L133 13H135V11L133 10V11H131L132 9H133V5L131 6L132 7V9H129V8H131V7H129ZM138 5V6H139ZM146 5V4H145ZM157 5L158 4H156V7H157ZM239 5V6H240ZM245 5H247V3L245 4ZM40 6V7H41ZM108 6H110V5H108ZM112 6V5H111ZM111 6L109 7L110 9H113V11L115 10V7L114 8H111ZM117 6V5H116ZM143 6H144V4H143ZM146 6V7H147ZM217 6H214L216 9H214V10H217L216 12H217V14L219 15V16H217V17H221L223 14H224V12L223 11H225V9L222 11V8H224V7H219L218 9H217ZM232 6V5H231ZM243 6V5H242ZM248 6V5H247ZM246 6V7H247ZM2 7V8H3ZM26 7L27 8H29L28 7V5H26L25 7H24V9L26 10ZM107 7V6H106ZM127 7H128V9H127ZM136 7V6H135ZM140 7H142V6H140ZM149 7L151 8V6L149 5ZM152 7H154L153 5H152ZM158 7H159V5H158ZM162 7V6H161ZM165 7V6H164ZM241 7V6H240ZM239 7V9L241 10H239L240 12H237L238 14H235V13H232V14H230L228 17H229V19H230V17L232 18V21H233V25H234V21H237V18H238V16L237 15H239V14H241V12H242V10H244V8H245V6L243 7V8H240ZM253 9H252V8ZM31 8V7H30ZM35 8V7H34ZM94 8H95V6H94ZM108 8V7H107ZM107 8H105L106 10H108ZM117 8H119L118 6H117ZM148 8V7H147ZM160 8V7H159ZM186 8H187V6H186ZM185 8V10L187 11L189 8H187L186 9ZM68 10V11H65V10ZM136 9H137V7H136ZM157 9V8H156ZM182 9V8H181ZM181 9H179V10H181ZM29 10V9H28ZM27 10V12H29ZM40 10H42V8L40 9ZM105 10V11H106ZM151 10H154V9H149V12L151 11ZM158 11H159V9H157ZM157 10H156V12H157ZM183 11H181V12H179V14H177V16H179L180 14V16H182L183 17V13H184V9H182ZM190 10H192V14H194V11H193V9L192 8H190ZM189 10V11H190ZM202 10H204V9H202ZM227 10H228V8H227ZM233 10H231V11H233ZM238 10V9H237ZM2 11V10H1ZM31 11H32V8H31ZM30 11V12H31ZM34 11H35V9H34ZM98 11H100V10H98ZM101 11H100V13H101ZM104 11V12H105ZM111 11V10H110ZM121 11V10H120ZM147 11H148V9H147ZM160 11H161V9H160ZM159 11V12H160ZM174 13H175V15H176V11H177V9H174ZM185 11V12H186ZM188 11V12H189ZM210 11H212V10H210ZM230 11V12H231ZM235 11V10H234ZM246 10H244L243 11V14H244V12H245ZM3 12V11H2ZM27 12H25V13H27ZM103 12V13H104ZM109 12V11H108ZM128 12V16H129V13ZM161 12H163V10L161 11ZM161 12H160V15H161ZM187 12V13H188ZM209 12V11H208ZM31 13H33V11L31 12ZM31 13L29 14L28 13V15H30L29 17H31V18H33L32 17V15H35L34 13L31 15ZM39 13V12H38ZM41 14H42V12H40ZM97 13L98 12H96V15L93 13V15H95V17H96V19L98 18V15H97ZM99 13V14H100ZM115 13V12H114ZM114 13H112V15H114ZM177 13H178V11H177ZM198 13V15H199V12H196V14ZM207 13V12H206ZM205 13V14H206ZM212 13H214V12H212ZM225 13H227L226 11H225ZM36 14H37V12H36ZM50 14V15H49ZM65 14V13H64ZM67 14V13H66ZM65 14V15H66ZM102 14V13H101ZM101 14L99 15V16H101ZM108 14V13H107ZM125 14V13H124ZM130 14V15H131ZM172 14V13H171ZM170 14V15H171ZM185 15H187L186 13H184ZM192 14H190V12H189V16L190 15H192ZM196 14H194V15H196ZM205 14H203L204 16H205ZM211 13H209V15H208V13H207V16H209V17H212V18H215V17H213V16H211V15H215L216 13H214V14H211ZM216 14V15H217ZM3 15V14H2ZM65 15H64V17L63 18H65ZM92 15V16H93ZM121 15H123V12L121 13ZM126 17H127V12H126ZM132 15H134V14H132ZM175 15H173V19H175ZM185 15H184V17H185ZM215 15V16H216ZM226 14H224V17H222V19L224 20L225 18V20L223 21V25H224V23H225V21L227 22V24L229 25V24H231L230 22H232V21H230V20H228L227 19V16H225ZM235 15V16H234ZM107 16H109V15H105V17H107ZM207 16L205 17V18H207ZM240 16V15H239ZM257 16V15H256ZM35 17V16H34ZM94 17V18H95ZM113 17V16H112ZM116 17H118V16H116ZM130 17V21H131V19H133L131 16H129ZM146 17V16H145ZM145 17H144V19H145ZM162 17V16H161ZM183 17V18H184ZM192 17L193 18H195L193 15H192ZM191 17V18H192ZM234 17L236 18V20H233L234 19ZM241 17V16H240ZM247 17H245L244 18V15H243V17L242 18H244L245 20H246V18ZM3 18V17H2ZM30 18V20H31V23L29 24V26L27 25L26 26V28L27 27H30V28H27V29H31V27H33V25H32V23H33V21H35L34 23L36 24L37 23V21H39V19L37 18L36 20L34 19H31ZM93 18V17H92ZM104 18V17H103ZM108 18V17H107ZM119 18H121V17H119ZM188 18V17H187ZM190 18V19H191ZM202 19H200V17L199 18H197L196 17V24L195 25H197L198 23L197 22H199V20H200V22L199 23H201L202 21L201 20H203V21H205L204 22V24H206V25H203L202 23L199 25L198 24V26H199V28L198 27H196L195 25H194V23H195V21L193 22V21H191V20H194V19H191L190 20V23L191 22H193V25H194V27H195V29L193 30H191V28L190 29H187L186 31H184V33L182 32V33H180V35H181V38L182 37H185L186 36V39L187 38H190L191 36H192V34L193 33H196V34H199V33H201L200 32V30L201 29H206V32H204V34L207 36V38H211L210 40L212 41V39L217 35V34H219V33H217L216 35H214L215 33H216V30H217V32L221 29V28H215V26L213 25V23L212 22H210V23H206V19L205 18H203V17H201ZM255 18V16L254 17H252V19H254ZM96 19L93 21V22H91V20H90V22L91 23H89L88 25L86 24V26H85V28H84V30H82L81 32H79L80 34H79V36H78V34L76 35L77 36V39L76 38H72V37H70V42H72V40L74 39V40H78V41H83V40H85V39H87L88 40V42L90 41L88 38L90 37L91 38V36H92V32H91V36H88L89 35V33H88V35H87V28L88 27H90L94 32H96V31H98L99 30V26H101L100 25V20L98 21V19H97V21H96ZM101 19V18H100ZM124 19H126V18H124ZM123 18H122V20L120 21L121 23L122 22H124L123 20H124ZM129 18H127L126 19V23L128 22V24L130 23L129 21H127ZM143 19V21H144V24L146 25V22H148L147 21V19H149V15H148V18L147 19H145L144 20ZM244 19H242L243 21H244ZM251 19V18H250ZM252 19H251V21H252ZM33 20V21H32ZM104 20H106V19H104ZM110 20V18L108 19V21ZM120 20V19H119ZM137 20V19H136ZM136 20H134L133 22H131V24L132 23H135V21ZM150 20V19H149ZM151 20H153V19H151ZM158 20V22L159 23H157V24H159V25H157V24H154L155 22H153L152 24H153V26L154 25H157V27H159V33L161 34L160 36H158V33H157V37H161V38H164V40L166 41V43H165V46H164V50H163V53H162V55L160 56V57H157L155 60L156 61H153V62H151V63H149V61L150 60H148L149 58H151V56L149 55L150 54V52H149V54H146V50H145V55L146 56H148L149 58H147V60H148V63L146 64H143L144 63V58L142 59V63L140 62V60H139V62H140V66H142L141 64H143V65H146V67L145 66H142V67H140L141 69H139V66H137V63H134V61L136 60V58H133V53H131V55H130V53H128L127 55L128 56H123L124 57V59L127 57V59H128V57H131V59H132V61H131V59H128V61H127V59H126V64H125V62H123V64H124V68L122 69L121 68V66H120V64L119 63H122V59L120 60V62H117V64L118 65H116V67L117 66H119L120 68H121V70H122V75L121 76H119L120 78H122L121 79V83H120V86H118L117 85V87H120V89H119V95H118V91H117V93L115 92V89L117 88L116 87V83H113V81H112V84H115V85H112L115 89H112L111 88V91L112 92H114V93H111V91H110V88H109V86L111 85V83L110 82H108L109 84H107V88L105 87L106 85H104V89H101L102 90V92L100 93L99 92V96H97V101L95 102L94 100H93V103L95 102V104H96V107L94 108V106H95V104H94V106L92 107V111L89 109V111H90V116L88 117L87 115H86V117H88V118H77L78 116H76V115H74L73 113H72V111H71V104H73V105H76L75 103H72V102H76L77 100H75V101H73V97L75 96V93L76 92H74L75 91V89L73 88V92H74V95L73 94H71L70 95V93H69V90H68V88L67 89H65V90H67V92L69 93V95L67 94V96H68V98L66 97V93L65 94H63L64 92H62V94H63V96L65 95V97L67 98L66 99V101L64 100L65 99V97H63V96H57V97H60V99H58L59 101H58V104L59 105H63L64 107H65V113L63 114V118L61 117V120H63L62 122L64 123H60V118H55L57 121L59 120V123L58 122H55L56 124L58 123V125L57 126H52L51 128L53 129V127H55V129H57V138L56 139H52V140H56L54 143H50V145H52V147H48V149H51V151L49 152V162H47V164L46 163H43V164H46V165H44V167H45V169H43L42 170V172H43V174L41 175V177H40V179H39V177H37L36 178V180L34 179V182H35V184H38L37 186H38V192H37V190H36V192H31V189H30V191H28L29 189V185H28V187L26 188V185H24V182L21 184V183H17V184H19V185H17V186H15V187H13L12 189H10V191H9V195H10V198H11V200H9V202L6 204V205H4L2 208H1V210H0V264H38V259L42 262V264H100V257H98L96 254H95V251H96V253H97V251H99V250H94L93 249V247L94 248H96V246H94V245H92V242H91V237L93 236V228L95 227V225H96V223H98V221H96L95 223H94V221H95V218H96V213L99 211V209H100V207H109L110 208V210H111V216H113L112 217V219H120L121 217V220L123 219V216L125 217V216H127V213L125 214V215H123V211H125V210H128L129 208H128V206L130 205V204H128V206H127V203H126V200H129V199H127V196H128V194H130V193H128L129 191H128V183H127V181H128V179L130 178V180H133V179H135V177H129V178H123V181H124V179H125V181L123 182L122 181V183H120V184H115V182H114V179H113V176L111 177V176H109L108 177V175H107V172L108 171H111V168L110 167H107V165H105V164H107L108 163V161H107V163L105 162V159H107V158H109V156L107 157V158H105V150L104 151H101V152H99V148H98V150L97 149H95V150H93V151H95L96 152V150L98 151L97 153H95L94 155H92V153L90 154V152H88V150H90V149H88V148H90V147H88L87 148V146H90L91 145V143L92 142H90V145H88L87 144V146L85 147V146H81L80 147V152L79 151H77L76 149V147H75V145H76V143H78V142H83V145H84V143L86 144V142L87 141H89V139L87 140V138L86 137H88L89 138V136H83L85 133H83L84 131H86V130H84L83 131V128H88V126L91 128V130H95L96 128L95 127H101L104 123L106 124V117L108 116V114H105L106 112H107V110L105 111L104 109H106V108H103V107H105V104L103 103V100H102V98H105V96H107L106 94H108V92H109V94H108V96L110 97V94L113 96V95H116V100H119L117 103L115 102V104H116V106L115 107H117V105H118V103H119V105H118V109L116 110V112H117V114L116 115H114V116H116V117H121L120 115L123 113V111H125V113L128 111L129 112V109L128 108H131V111H133L132 110V108H136V107H138L137 105L138 104H136V106H134L135 104H134V102H136V99H137V96H139V89H137L136 88V91H134L133 89H135V87H136V84H141L142 83V81H145V83L144 84H146V83H148L149 81L148 80H150V83H151V80L152 81H154L155 79H151V78H153V76L154 75H156V78H157V75H159V76H161L160 74H162L163 75V73H160V72H162V71H164L165 72V70H163V67L165 68L166 67V64L168 63V65H169V62H174V61H176L177 60V57H178V52H176V50H174V45L172 46L169 42H170V40H171V37H172V33H170L171 34V37L169 38V34H168V32L170 31V32H172V31H174V30H172V27H174V26H172V27H165L163 24L161 25V22H160V20L159 19H157ZM156 20V21H157ZM165 20V19H164ZM185 21H186V17H185V19H184ZM209 20V19H208ZM215 20V19H214ZM214 20H211V21H214ZM228 20V21H227ZM238 20H241V18H238ZM248 18H247V22H248ZM111 21V20H110ZM115 21H116V18H115ZM118 21V20H117ZM189 21V20H188ZM218 21V23L217 24H221V23H219V21H220V19L219 20H217ZM1 22V21H0ZM101 22H103V21H101ZM105 22V21H104ZM112 22H113V19H112ZM112 22H111V24H112ZM166 22L167 21H165V24H166ZM170 22V21H169ZM209 22V21H208ZM215 22V21H214ZM220 22H222V20L220 21ZM229 22V23H228ZM239 22H241V21H239ZM239 22H237V23H239ZM245 22L246 21H244V24H245ZM253 22V21H252ZM251 22V23H252ZM255 22V24H257V22L256 21H254ZM42 23V22H41ZM51 23V24H52ZM87 23V22H86ZM109 23V22H108ZM113 23H116V22H113ZM119 23V22H118ZM140 23V22H139ZM139 23H137V24H139ZM149 23V22H148ZM172 23H173V20H172ZM175 23V22H174ZM212 23V24H211ZM216 23V22H215ZM243 23V22H242ZM250 23V24H251ZM35 24H34V26H35ZM38 24H40V23H38ZM47 24V23H46ZM50 24V25H51ZM62 24V23H61ZM80 24V23H79ZM102 24V23H101ZM105 24H107L106 22H105ZM110 24V25H111ZM124 24H125V22H124ZM167 24H166V26H167ZM170 24H171V22H170ZM231 24V25H232ZM243 24V25H244ZM249 24V23H248ZM254 24V23H253ZM31 25V26H30ZM41 25H43V24H41ZM45 25V24H44ZM53 25V24H52ZM54 25H55V23H54ZM57 25V24H56ZM85 25V24H84ZM103 25V24H102ZM172 25V24H171ZM191 26H192V24H190ZM205 26L206 28H202V26ZM228 26V27H233L234 28V26ZM235 25H238V26H242V25H240V23L239 24H235ZM0 26H1V24H0ZM81 26L83 27V25H82V23H81V25H80V28H81ZM104 26V25H103ZM107 26V25H106ZM124 26V25H123ZM123 26L121 25V30H122V28H123ZM126 26H127V24H126ZM126 26L124 27V29L126 28ZM129 26V25H128ZM183 26H185L184 24H183ZM220 26V25H219ZM244 26H246V25H244ZM249 26H251V25H249ZM255 26V25H254ZM2 27V26H1ZM1 27H0V29H1ZM36 27V26H35ZM35 27L33 28L34 30H35ZM38 27H39V25H38ZM133 28H135V26L133 25L132 26ZM132 27H130V28H132ZM147 27H149V28H151V25H148ZM154 27H156V26H154ZM176 27V26H175ZM182 27V26H181ZM220 27H222V24H221V26ZM224 27H226L227 28V25H226V23H225V26H223L222 28L224 29ZM259 27H258V30L260 31V33H262V31L259 29ZM37 28V27H36ZM39 28H41V27H39ZM80 28L78 29V31L80 30ZM101 28V27H100ZM130 28H129V30H130ZM170 28H171V30H170ZM177 28V27H176ZM185 27H183L182 29H184ZM192 28H193V26H192ZM235 28H236V26H235ZM238 28V27H237ZM235 29V34H234V37H236L235 35H236V33H238L240 30H239V28L238 29ZM244 28V27H243ZM248 28V30H249V27H247ZM251 28V27H250ZM178 29V28H177ZM228 29V28H227ZM231 29V28H230ZM245 29V28H244ZM243 29V31L242 32H244V31H246L247 29H245L244 30ZM254 29H257V28H254ZM253 29V30H254ZM28 30V32H30ZM41 30V29H40ZM40 30H38L39 32L38 33H40ZM91 30V31H92ZM133 30V31H132ZM131 30V32H134L135 33V29H132ZM150 30V29H149ZM157 30H158V28H157ZM179 30H180V27H179ZM229 30V29H228ZM227 30V31H228ZM233 30V29H232ZM238 30V31H237ZM248 30H247V33H248ZM250 30H252V28L250 29ZM249 30V32L251 33V31ZM258 30H254V31H252V32H258ZM27 31V30H26ZM37 31V30H36ZM101 31V30H100ZM109 31V30H108ZM108 31H107V34H108ZM112 31V30H111ZM118 31V30H117ZM156 30H155V28H153V30H152V32H155ZM221 31H223L222 29L219 31L220 32V34H224L223 32L221 33ZM225 31H226V29H225ZM226 31V32H227ZM43 32V31H42ZM41 32V33H42ZM113 33H116V32H114V31H112ZM122 32H123V30H122ZM127 32V31H126ZM126 32H124V35H126V36H129L130 34L128 33V34H125ZM234 32V31H233ZM35 33V32H34ZM76 33V32H75ZM97 34H99V31L98 32H96ZM102 33V32H101ZM110 34H111V32H109ZM119 33H121V31L119 32ZM175 33H177L178 34V32H175ZM192 33V34H191ZM232 33V31L230 32V33H226L227 35H229V34H231ZM249 33V36L250 35H253V34H250ZM259 33V34H260ZM27 34H30V33H27ZM37 34V33H36ZM94 34V33H93ZM122 34V33H121ZM132 34V33H131ZM173 34H174V32H173ZM177 34H175V37H176V35ZM203 34V35H204ZM258 34V33H257ZM72 35H74L75 36V34H72ZM109 35V34H108ZM112 35V34H111ZM116 35V34H115ZM119 35V34H118ZM134 35V34H133ZM183 35V36H182ZM185 35V36H184ZM189 35V36H188ZM191 35V36H190ZM214 35V36H213ZM227 35H223V37L225 38V36L227 37ZM247 35V34H246ZM70 35H68V37H69ZM97 36V35H96ZM125 36V37H126ZM131 36V35H130ZM140 36V35H139ZM163 36V37H162ZM177 36H179V35H177ZM212 36V37H211ZM230 36V35H229ZM240 36H242V34L240 33ZM95 37V36H94ZM112 37H114V35L112 36ZM116 37V36H115ZM132 37V36H131ZM134 37V36H133ZM136 37L137 38H139L138 37V35H136ZM174 37V36H173ZM173 37H172V39H173ZM193 37H195V35L193 36ZM197 37V36H196ZM231 37H233V34L231 35ZM233 37V38H234ZM243 37V36H242ZM245 37V36H244ZM64 38H66V39H68L67 38V36H64ZM72 38V39H71ZM120 38V37H119ZM160 38V39H161ZM170 40H169V39ZM200 38V37H199ZM216 38H217V41L218 40H221L222 38H220V36H216ZM216 38H215V40H216ZM218 38H220V39H218ZM230 38V37H229ZM237 38V37H236ZM61 39H63V38H61ZM93 39V38H92ZM129 39V38H128ZM132 39V38H131ZM225 39H227V38H225ZM64 40V39H63ZM74 40H73V42H74ZM121 40V39H120ZM126 41H127V39H125ZM130 40V39H129ZM169 40V41H168ZM209 40V39H208ZM223 40V39H222ZM231 40V39H230ZM236 40V39H235ZM65 42H66V44H67V41L66 40H64ZM162 41V40H161ZM214 41V40H213ZM212 41V42H213ZM237 41V40H236ZM235 41V42H236ZM69 42V43H70ZM70 43V44H72L71 46H69L68 44V46H67V48H69V47H73V45L75 44H77V42L75 43ZM172 42V41H171ZM235 42H233L234 44H235ZM81 43V42H80ZM85 42H83L82 44H84ZM86 43H87V41H86ZM119 43H120V41H119ZM138 43H140V42H138ZM206 43V42H205ZM231 43H232V41H231ZM63 44L65 45V43L64 42H62V48H66L65 46L63 47ZM122 44H123V46H124V42H122ZM159 43H157L156 45H158ZM160 44H162V45H164L163 44V42H161ZM160 44L158 45V46H160ZM258 44V43H257ZM78 45V44H77ZM121 45V44H120ZM120 45H118V46H120ZM128 45V44H127ZM161 45V46H162ZM236 45V44H235ZM235 45L233 46V47H235ZM252 45V44H251ZM260 45V44H259ZM259 45H258V47H259ZM147 46V45H146ZM160 46V47H161ZM210 45H209V43H208V47H209ZM261 46H263V45H260V49H261ZM207 46L205 47V48H201V49H207L208 48ZM229 47V46H228ZM227 47V48H228ZM231 47V49H232V45L230 46ZM251 47V46H250ZM252 47H253V45H252ZM251 47V48H252ZM256 46H254L253 48H255ZM257 47V48H258ZM54 48V47H53ZM52 48V49H53ZM61 47H59V49H60ZM61 48V49H62ZM109 48H111V47H109ZM128 48V47H127ZM148 48V47H147ZM210 48H212V46H210L209 47V52L210 53H208L207 52V50L205 51L204 50V52H203V50H201V52H200V56H203L202 54H204V57H203V60H200V61H203V63H205V60H207V61H209V64H210V66L211 65H213V64H215V66L216 65H218V63L221 61L222 62V65L220 64L219 66H224V68L225 67H227V65H226V63L224 62V61H222V58L221 57H219V56H217V55H215L214 53H215V51H214V48L213 49H210ZM264 48V47H263ZM50 49V48H49ZM111 49H113V48H111ZM144 49V48H143ZM235 49V48H234ZM233 49V50H234ZM51 50V49H50ZM54 50V49H53ZM57 50V49H56ZM71 50V49H70ZM107 50V49H106ZM105 50V48L104 49H102V51H101V56H105V54L107 55V56H110V51L108 50V51H106ZM142 50V49H141ZM149 50V49H148ZM151 50V49H150ZM160 50V49H159ZM161 50H162V48H161ZM262 50V49H261ZM261 50H258V51H261ZM61 51V50H60ZM103 51H106L104 54H102V52ZM214 53H213V52ZM235 51V50H234ZM233 51V53H232V55L234 54V56H235V52ZM257 50H254V53L256 54V55H258L257 53H259ZM59 52V51H58ZM262 52H264V51H262ZM262 52H260L261 54H263ZM41 53V52H40ZM47 53V52H46ZM45 53V51H44V54H46ZM112 53H116L115 51L113 52V50H112ZM111 53V54H112ZM125 53V52H124ZM147 53H148V51H147ZM155 53H156V51H155ZM154 53V54H155ZM205 53H206V55H205ZM209 55H208V54ZM31 54V53H30ZM34 54V53H33ZM42 54H43V52L41 53V56H42ZM43 54V55H44ZM151 54H153V51H152V53ZM160 54V53H159ZM159 54H156V56L158 55L159 56ZM64 55V54H63ZM62 55V56H63ZM117 55V54H116ZM116 55H114V56H116ZM137 55H142V54H137ZM137 55H135V56H137ZM179 55H180V52H179ZM211 55V56H210ZM213 55L214 56H217V57H213ZM32 56V55H31ZM31 56H30V59H31ZM34 57L35 56H37V54H35V55H33ZM32 56V57H33ZM113 56V57H114ZM118 56H120V55H118ZM143 56V55H142ZM154 56V55H153ZM209 56V58L208 59H206V57H208ZM33 57V58H34ZM61 57V56H60ZM64 57V58H63ZM63 57H61L62 58V61L66 58V56L64 55ZM155 57V56H154ZM218 57H219V59H218ZM261 57H262V55H261ZM32 58V59H33ZM44 58V57H43ZM59 58V57H58ZM57 58V59H58ZM142 58V57H141ZM180 58H182V56L181 57H179V59ZM194 58V57H193ZM212 58V60H213V62H210V59ZM229 58H231V57H229V56H227L226 57V59H228V61L230 62L229 63V65L232 63V61H234V60H231V59H233V57L231 58V59H229ZM237 58V57H236ZM264 58V57H263ZM31 59V60H32ZM110 59H111V57H110ZM114 60H115V58H113ZM116 59H118L117 57H116ZM133 59H134V61H133ZM139 59H140V57H139ZM145 59H146V57H145ZM151 59H153V58H151ZM225 59V58H224ZM238 59V58H237ZM261 59V58H260ZM259 59V60H260ZM43 60H45V59H43ZM60 60L61 59H59V62L56 60V57H54L53 56V53L51 54V55H49V57H48V64H46L45 65V69H44V74H45V78H42V80H43V82L45 83H47V80H48V82H50V83H52L51 81H54V79H56V80H58L59 81V77L58 76H56L57 75V72L58 73H60V70L58 69V67L60 66L61 67V65L59 64L60 63ZM195 60V59H194ZM211 60V61H212ZM216 60L218 61L219 60V62L218 63H214V62H216ZM239 60V59H238ZM263 60V59H262ZM262 60H261V62H262ZM61 61V62H62ZM207 61H206V63L205 64H207ZM44 62V61H43ZM136 62H138V60L136 61ZM139 62H138V65H139ZM175 63H177V62H175ZM223 63H225V64H223ZM240 63V62H239ZM259 63V62H258ZM58 64H59V66H58ZM123 64H122V66H123ZM136 65V67L138 68H136L135 67V65ZM172 64V63H171ZM233 64H234V62H233ZM231 64L230 66H232V67H234V68H236V64H237V62H236V64ZM260 64V63H259ZM262 65H264V63L262 62L261 63ZM43 65H44V63H43ZM179 64L177 63V66H178ZM228 65V67L226 68V69H224V68H222L221 67V69H220V67L219 66H216L217 68H216V70L218 69V67H219V75H218V71H217V76L218 77H220L221 76V78L223 77L224 78V80H223V82H226V80H228V83H231V82H233L232 83V85H235V83H239V81H241L239 78H241V75H239V73H241V70H242V68H243V66L241 67V69H240V72L239 73H235V74H230L231 76H236L237 75V77L235 78L236 80H237V78L239 79V81H237V82H235L234 83V81H236V80H234V81H231V82H229V80L230 79H228V78H230V77H228L226 80H225V78L226 77H224V76H229V75H227L226 74V72H228L229 70H230V66ZM242 65V64H241ZM110 66V65H109ZM112 66V65H111ZM118 67V68H119ZM145 67V68H144ZM239 66L237 65V68H238ZM264 66H262V68H263ZM2 68H4V67H2ZM38 68H40V69H42L43 67L41 66V67H38ZM115 68V67H114ZM120 68H119V71H120ZM142 68H144V69H142ZM173 68V67H172ZM174 68L176 69L177 67H175V65H174ZM213 68H215L214 67V65H213ZM240 68V67H239ZM39 69V70H40ZM117 69V68H116ZM166 69V68H165ZM168 69V68H167ZM169 69H170V67H169ZM227 69H228V71H227ZM245 70H246V72H247V69L246 68H244ZM264 69V68H263ZM1 70V69H0ZM39 70H35L36 72L37 71H39ZM59 70V71H58ZM111 70V69H110ZM124 70V71H123ZM172 70H174V69H172ZM172 70H169V72H171ZM195 70V69H194ZM193 70V71H194ZM225 72H224V71ZM236 70V72H237V70L238 69H235ZM245 70L243 71V73L245 72ZM5 71H6V69H5ZM4 71V72H5ZM41 71H43V70H41ZM41 71H40V74L42 75V76H44L43 75V73H41ZM113 71H115V70H113ZM113 71H112V73H113ZM118 71V70H117ZM222 73H221V72ZM260 71V70H259ZM8 72H9V70H8ZM36 72H33V74L36 76ZM169 72H167V70H166V74L167 73H169ZM195 72V71H194ZM193 72V73H194ZM216 72V71H215ZM245 72V73H246ZM0 73H2V72H0ZM114 73H116V72H114ZM113 73V74H114ZM121 73V72H120ZM221 73V74H220ZM230 73H232L231 72V70H230ZM260 73H262L263 74V72H259V74ZM7 74V73H6ZM166 74H165V77H166ZM196 74H197V72H196ZM229 74V73H228ZM247 74H251V78H253L252 76V71H251V73L249 72V73H246V74H244L245 75V77L246 76H249V75H247ZM253 74H255V73H253ZM261 74V75H262ZM37 75H38V72H37ZM61 75V74H60ZM118 75H120V74H118ZM191 75V74H190ZM198 75V74H197ZM3 76V75H2ZM1 76V77H2ZM11 76V75H10ZM56 76V77H55ZM158 76V78L157 79H160L161 77H159ZM168 76V75H167ZM196 76V75H195ZM263 76V75H262ZM37 77V76H36ZM62 77L63 76H61L60 77V79H62ZM117 77V76H116ZM190 77V78H189ZM193 77V78H192ZM244 77V76H243ZM243 77L241 78L242 79V81H244L245 82V80L244 79H246V78H248V77H246V78H244L243 79ZM250 77V76H249ZM254 77H255V75H254ZM4 78V81H3V83L2 82H0V83H2V85H0V99H1V97H3V95H4V97L5 96H8V94L7 93H11V87L13 86V83H12V86L10 87V84L11 83H9L10 82V79H9V77L8 76H5V77H3ZM14 77H13V75H12V77H11V79H13ZM46 78H47V80H46ZM163 78H164V75H163ZM167 79L169 78V76L168 77H166ZM185 78H187L186 80H185V84H187V82L186 81H189V84H187V85H191L192 83H194V81L192 80V79H194L195 81H196V77H194V76H188V77H185ZM184 78V79H185ZM192 78V79H191ZM199 77L197 76V79H198ZM131 79H133V82H131L132 80ZM145 79V80H144ZM189 79V80H188ZM41 80V81H42ZM63 80V79H62ZM67 81H68V79H66ZM160 80H162V78L160 79ZM163 80H165V79H163ZM190 80H192V81H190ZM233 80V79H232ZM2 81V80H1ZM64 82H65V78H64V80H63ZM184 81V80H183ZM208 80H206V82H207ZM252 81V80H251ZM69 82V81H68ZM135 82V84H133ZM177 82V81H176ZM190 82H191V84H190ZM248 82H250L249 81V78H248V81H247V83H241L242 84V86L243 87H245V90H246V94L244 95L243 93H244V91L242 92V95H244V97H246V98H248V99H252V100H254V101H258V100H255V99H258L257 97V93L256 94H254V93H252L254 90L252 89V91H250V93L252 94V96H251V98H250V93L248 92V90L250 89V85H251V83H250V85H248L249 86V88H248V86L246 87L245 85L246 84H249ZM55 83V82H54ZM57 83H59V82H57ZM107 83V82H106ZM128 83H132L131 84V87H133V88H131L132 89V91H131V93L133 94V93H135L134 94V96L136 97V99L133 101L132 99V101L131 100H129L130 98H127L126 99V97H124V94H123V91H124V89H125V87L127 86V84ZM150 83H148V88H149V86L151 85V84H156V82L154 81V82H152L151 84ZM161 83V82H160ZM163 83V82H162ZM181 83V82H180ZM182 83H184V82H182ZM196 83V82H195ZM208 83H209V81H208ZM211 83V82H210ZM210 83H209V85H207V83H206V88L205 89H203L204 90V92L202 91V94H201V96H200V98L199 99H201V100H199V101H197L198 103L201 101L202 103L200 104V107H202V105L206 108V110H210V111H212V109L213 108H215L214 106H216L217 105V107L219 106L218 105V102L220 101V103H221V100H222V97L221 96H223V92H225L224 90H223V92L221 93V91L220 90H222L224 87H226V86H224L222 89L220 88V86H217L218 88H216L215 87V85H213V86H211L210 85ZM56 84V83H55ZM61 84V83H60ZM66 83H64V85H65ZM99 84H101V86L103 85V83H100L99 82ZM99 84H97L96 83V85H98V87H99ZM150 84V85H149ZM172 84H174V82L172 83ZM184 84V85H185ZM205 84V83H204ZM214 84V83H213ZM226 85H228L229 86V84H227V83H225ZM47 85H49V83H47ZM54 85V84H53ZM130 85V84H129ZM128 85V86H129ZM132 85H134V86H132ZM194 85V84H193ZM192 85V86H193ZM240 85V84H239ZM51 86V85H50ZM100 86V87H101ZM141 86H143V85H140V88H141ZM152 86H154V85H151L150 87H152ZM237 86V88L235 89L236 91H239V88H238V85H236ZM235 86V87H236ZM9 87H10V89H9ZM53 87V89H54V87H56V85L55 86H52ZM64 86H62V89H64L63 88ZM96 87V86H95ZM185 87H186V85H185ZM201 87H202V84H201ZM229 87H231V86H229ZM229 87H227V92H228V94L229 93H231V91H232V89H230V90H228V88ZM243 87H241L242 89H244ZM58 88V87H57ZM57 88H55V89H57ZM70 88H72V87H70ZM172 88V87H171ZM186 88H188V87H186ZM186 88H184V89H186ZM219 88H220V90H219ZM232 88V87H231ZM50 89H52L51 87H50ZM59 89V88H58ZM94 89V88H93ZM96 89V88H95ZM94 89V90H95ZM99 89V88H98ZM99 89V90H100ZM105 89H107L106 91H105ZM147 89V88H146ZM174 88H172V90H173ZM201 89V90H202ZM257 89V88H256ZM12 90H13V88H12ZM99 90H96V93L95 92H93V93H95L94 95H98L97 93V91H99ZM117 90H118V88H117ZM129 90V89H128ZM226 90V89H225ZM234 90V89H233ZM70 91H71V89H70ZM71 91V93H73ZM187 91V89L185 90V92ZM258 91V90H257ZM66 92V91H65ZM127 92V91H126ZM168 92V91H167ZM172 92V91H171ZM171 92H169V93H171ZM185 92L183 93V95L185 94ZM201 92V91H200ZM226 92V93H227ZM240 92H241V90L238 92V94L240 95ZM255 92V91H254ZM78 94H79V91L77 92ZM76 93V94H77ZM142 93L144 94V92H142V89H141V95H142ZM168 93V94H169ZM173 93V92H172ZM188 93V92H187ZM222 95H221V94ZM226 93H224V96H225V94ZM233 93V92H232ZM231 93V94H232ZM228 94H227V96H228ZM231 94H230V96H231ZM253 94H254V98H253ZM170 95V94H169ZM172 95V94H171ZM171 95H170V97H171ZM179 95V94H178ZM177 95V96H178ZM190 95V93H188L187 94V96L189 97V100L191 99V96H189ZM221 95V96H220ZM235 95V94H234ZM238 95V96H239ZM255 95L257 96V97H255ZM259 95L261 96V93H259ZM12 96H13V94H12ZM11 96V94H10V96L8 97V98H10V97H12ZM76 96H78L79 97V95H76ZM107 96V98H109ZM117 96L119 97V98H117ZM185 96V95H184ZM193 96V95H192ZM197 96H198V94H197ZM197 96H194V97H197ZM210 96L213 98V96H215V98H216V100L218 101H216L214 98H213V104L215 103V101L217 102V104L216 105H212L211 103H212V101H210L211 99H210ZM224 96H223V98H224ZM227 96H225V97H227ZM237 96V95H236ZM263 96V98H264V94L262 95ZM61 97L62 98H64V99H61ZM77 97V98H78ZM92 97H94L93 96V94H92ZM122 97H124V98H122ZM142 98L144 97V96H141ZM166 97V96H165ZM180 97H182V99H183V96H182V92H181V95L178 97V99L180 100ZM188 97H185V99L186 100H188ZM207 97H209V99H207ZM240 97V96H239ZM243 96H242V98H244ZM7 97H5V101L3 100H1L2 101V104H4V102L5 103H8V101H10L12 98H14V97H12V98H10V100H7V102H6V99H8ZM95 98H96V96H95ZM94 98V99H95ZM172 98H173V96H172ZM177 98V97H176ZM175 98V100H174V103H171L173 106H171V104H170V107H168V108H170V109H172L171 110V112L173 111V110H175L176 108L178 109V108H180V107H182V106H180V107H177L178 106V104H179V102L177 103V104H175V101L177 100ZM232 98H233V94H232ZM259 98H261V97H259ZM92 99V98H91ZM125 99H126V101H125ZM169 100H170V98H168ZM182 99H181V101H182ZM195 99V98H194ZM225 99V98H224ZM227 99V98H226ZM225 99V100H226ZM231 98L229 97V100H230ZM234 99V100H233ZM232 99V102H229V100H228V102H229V104H230V107L231 108H233L232 106H235L236 104H233V102L235 103V99L236 98H233ZM96 100V99H95ZM154 100V99H153ZM193 100V99H192ZM237 100V99H236ZM239 100H242L241 98H239ZM239 100H237V102L239 101ZM261 100H263L262 98H261ZM260 100V101H261ZM12 101V100H11ZM101 102L102 101V103H100L101 105L102 104H104V106L103 107H101L100 106V104H99V107L97 106L98 104H97V102ZM223 101V100H222ZM244 101H245V99H244ZM243 100H242V102L240 101V102H238L239 104H237V106L239 105H241V103H243L244 102ZM260 101H258V102H260ZM183 102V101H182ZM181 102V103H182ZM191 102H193V101H191L190 100V102L189 103H191ZM262 102V101H261ZM183 103H185V100H184V102ZM194 103V102H193ZM196 103V102H195ZM219 103V104H220ZM223 103H224V101H223ZM231 103H232V106H231ZM245 103H247V105L246 106H249L250 107V105L252 104L251 103V101H250V103H249V101L248 102H245ZM256 103V102H255ZM264 103V102H263ZM1 104V105H2ZM154 104H156V102L154 103ZM257 104V103H256ZM0 105V106H1ZM5 105V104H4ZM3 105V106H4ZM8 105H10V103L8 104ZM57 104H55V107H57L56 106ZM177 105V106H176ZM185 105V104H184ZM188 105V104H187ZM221 105V104H220ZM243 105H245V104H243ZM254 104H252L251 106H253ZM258 105V104H257ZM262 104H260L259 106H261ZM7 106V105H6ZM132 106H134V107H132ZM156 106V105H155ZM195 106V108H197V106L194 104L193 105V107ZM242 106V105H241ZM157 107V106H156ZM161 107V106H160ZM173 107V108H172ZM192 107V106H191ZM199 107V108H200ZM216 107V108H217ZM221 107V106H220ZM220 107H218V108H220ZM263 107V106H262ZM9 108V107H8ZM7 108V109H8ZM57 108H59L60 109V107H57ZM73 108H74V106H73ZM135 108H134V111H135ZM155 107H153V109H154ZM159 108V107H158ZM168 108H166V112L167 111H170V109H168ZM185 108H186V105L184 106V110H185ZM188 108L190 109V107L188 106ZM204 108V109H205ZM228 108V107H227ZM239 108V109H238ZM238 108H236V106H235V112L234 111H232V109L230 110V108H228L229 110H227V111H229V112H227L226 111V109H225V111L227 112V114L229 113L230 114V116H228V117H223V115H225L226 114V112L224 111V114H219L220 115V117L222 116L223 117V119L222 120H224V118H228L229 119V121H227L228 123L229 122H232V121H234V119H235V117H233L235 114H236V117H238L237 116V112H236V110L238 109V110H241V108H243L242 109V111L243 110H245V109H247L248 110V108H245V106L243 107H238ZM245 108V109H244ZM251 108V107H250ZM255 107H252V109H250V111L251 110H253ZM260 107H257V109H259ZM1 109V108H0ZM108 109V108H107ZM138 109V108H137ZM168 109V110H167ZM177 109L174 111V117H175V112L177 111ZM183 109H181L182 110V112H183ZM192 109H194V108H191V110ZM198 109V108H197ZM202 109V108H201ZM61 110H63L62 108H61ZM63 110V111H64ZM87 111H88V109H86ZM151 110H152V106H151ZM150 110V111H151ZM158 110V109H157ZM187 110V109H186ZM195 110V109H194ZM203 110V109H202ZM220 110V109H219ZM237 110V111H238ZM262 110H264V108H262ZM52 111V110H51ZM73 111H75V110H73ZM87 111H82L83 113H84V115H83V117L85 116V113L87 114ZM130 111V112H131ZM154 111H155V109H154ZM164 112H165V110H163ZM163 111H162V113H163ZM193 111V110H192ZM208 111H206V112H208ZM215 111H216V113H217V111H218V109L216 110L215 109ZM231 111L232 112H234V114H232L231 113ZM250 111H247V112H249L250 113ZM255 111H256V108H255ZM259 111V110H258ZM261 111V110H260ZM78 112V111H77ZM159 112V111H158ZM165 112V113H166ZM168 113L169 115H168V117L167 116H163V117H167L166 119L168 120V118L170 117V114L172 115V113ZM180 112V111H179ZM195 112H198V118H199V111H195ZM205 111H203V113H204ZM205 112V113H206ZM214 111H212V114H211V116L213 115V114H215V113H213ZM220 112V111H219ZM218 112V113H219ZM239 113H241L240 111H238ZM262 112V111H261ZM264 112V111H263ZM7 114H9L8 112H6ZM161 113V111L159 112V114ZM190 112H188V110H187V114H189ZM209 113H211V112H209ZM246 113V112H245ZM245 113H244V115H245ZM253 113V112H252ZM252 113H250V114H252ZM48 114H49V112H48ZM50 114H51V112H50ZM151 114H153L152 113V111H151ZM155 114V113H154ZM158 114V113H157ZM167 114V113H166ZM183 114H185V112L183 113ZM182 114V115H183ZM195 114H197V113H195ZM200 114H202V112L200 113ZM228 114V115H229ZM242 115H243V113H241ZM81 115V114H80ZM107 115V116H106ZM123 115V114H122ZM181 115V112H180V114L178 115V116H180ZM182 115H181V118H182ZM190 115H192V113L190 114ZM207 115L209 116L210 114H205V117H207ZM217 115V114H216ZM49 116V115H48ZM157 118H156V117ZM155 116H153V119H158L159 117L157 116V115H155ZM173 116V115H172ZM193 116V115H192ZM192 116H189L188 115V118L187 117H185V118H187L186 120L189 122L188 124L190 125L191 123H193V121H194V123L196 122V119H194V116H193V119H192ZM203 116V115H202ZM215 116V115H214ZM227 116V115H226ZM9 117H10V115H9ZM46 117V116H45ZM50 117H51V115H50ZM55 117V115L53 116V117H51L50 119L52 120L53 118ZM109 117V116H108ZM108 117H107V119H108ZM115 117V118H116ZM152 117V116H151ZM218 117V116H217ZM216 116H215V119H219V121H220V118L218 117L217 118ZM221 117V118H222ZM48 118V117H47ZM47 118L45 119V121L47 120ZM176 118V117H175ZM174 118V119H175ZM179 119V121L180 120H183V118L182 119ZM185 118H184V120H185ZM197 118V117H196ZM209 118H211V117H209ZM213 118V120L212 121H214V122H216L215 121V119H214V117H212ZM211 118V119H212ZM50 119H48V121H46V122H50ZM151 119V118H150ZM152 119V122H151V124L153 123H156L154 120ZM161 119H162V117H161ZM208 119V118H207ZM206 119V120H207ZM211 119H209V121L211 120ZM228 119H226V120H228ZM240 119V118H239ZM239 119H237L236 118V122H238L237 120H239ZM56 120H52V121H56ZM109 120V119H108ZM159 120V119H158ZM170 120H171V118H170ZM202 120L204 121V118H202ZM221 120V121H222ZM225 120V121H226ZM8 121V122H7ZM6 121V118L4 117V115L0 112V135L4 132H2V129L3 130H5L6 129V127H10V124H7V123H11L12 122V119H11V122H9L10 121V119L9 120H7ZM159 121H161V120H159ZM164 121V120H163ZM178 121V120H177ZM202 121V122H203ZM218 121V123H220L219 124V126L222 128L223 127V125H224V127H225V123L222 125V122H219ZM235 121L234 122H232V124H236L235 123ZM108 122V121H107ZM166 122V121H165ZM168 123H170L169 122V120L167 121ZM167 122H166V124H167ZM174 122V121H173ZM182 122H186V121H181V123ZM211 122V121H210ZM240 122H241V120H240ZM54 123V125H56ZM158 121H157V123H156V125L158 126ZM178 123H180V122H178ZM197 123V122H196ZM7 124V125H6ZM50 124H52L53 125V122L51 123L50 122ZM164 124V123H163ZM166 124H164L165 125V130L167 131V128H168V126L166 127ZM172 124V122L170 123V125ZM174 124V128H173V130L175 131V129L177 130V128L178 127H175L176 125H175V122L173 123ZM172 124V125H173ZM177 124V123H176ZM186 124V123H185ZM188 124H186V125H188ZM200 124V121H199V123H197V125H199ZM217 125V123H212V124H207V125ZM5 125H6V127H5ZM159 125H161V123L159 124ZM163 125V126H164ZM169 125V126H170ZM178 125V124H177ZM194 126V124H191V126ZM202 126L204 125V123L203 124H201ZM228 124L226 123V127H230V125H231V123H229V125L227 126ZM237 125V124H236ZM84 126H87V127H84ZM104 126V125H103ZM179 126V125H178ZM182 126V125H181ZM183 126H184V123H183ZM196 126V125H195ZM195 126L194 127H192L194 130H196L198 127H196L195 128ZM3 127H5V129L3 128ZM57 127V128H56ZM154 127V126H153ZM160 127H162V126H160ZM203 127H205V130H207L206 128H210V126H208V127H206L205 125L203 126ZM214 127V126H213ZM220 127H218L219 129H221ZM223 127V130L225 129ZM228 127V132L231 130V129H235V126H233L232 125V127H231V129ZM98 128V129H99ZM104 128L106 129V126H104ZM103 127L101 128V129H104ZM154 128H157L156 126L154 127ZM153 128V129H154ZM164 128V127H163ZM162 128V129H163ZM170 128V127H169ZM183 128H186L185 126L183 127ZM189 128H190V126H189ZM217 128V127H216ZM215 128V129H216ZM55 129H53V130H55ZM179 129V128H178ZM187 129V128H186ZM191 129V128H190ZM202 129V127L200 126V129L199 130H201ZM204 129V128H203ZM97 130V129H96ZM161 130V129H160ZM169 130V129H168ZM170 130H172V129H170ZM192 130V129H191ZM194 130H193V133H194V135L197 133V132H199V130H196V132H194ZM205 130H202V134H199V133H197V135H198V137H201L202 138V136L204 135L203 134V132L205 131ZM209 130V129H208ZM163 131V130H162ZM180 131V130H179ZM181 131H182V129H181ZM186 131V130H185ZM225 131H227L226 129H225ZM89 132H91V131H89ZM95 132V131H94ZM93 132V133H94ZM167 132H169V131H167ZM201 132V131H200ZM218 132V131H217ZM220 132V131H219ZM255 132V131H254ZM93 133H92V135H93ZM157 133H158V135L160 134V133H162V132H158L157 131ZM170 133V132H169ZM193 133H191V136H190V134H189V138H191L192 136H193ZM220 133H224V132H220ZM88 134V133H87ZM164 132H163V137H164ZM167 134V133H166ZM206 134H210V133H208V132H206ZM256 134V133H255ZM12 135V134H11ZM19 135V134H18ZM188 135V134H187ZM199 135H201V136H199ZM219 135H221L222 136V134H218V136ZM250 135V134H249ZM251 135H252V132H251ZM2 136V135H1ZM0 136V137H1ZM155 136H157L156 134H155ZM170 136V135H169ZM185 137H186V133H185V135H184ZM253 136V135H252ZM158 137V136H157ZM166 137H167V135H166ZM165 137V138H166ZM184 137V138H185ZM193 137H195V136H193ZM234 137V136H233ZM233 137H232V139H233ZM159 138H161V136H159ZM201 138H199V139H201ZM214 138H215V136H214ZM219 138V137H218ZM251 138V139H250ZM250 140L251 141H253V137H251L250 136ZM3 139V138H2ZM2 139H0V141H2ZM21 139H22V136H21ZM20 137L19 136H17V135H15L14 136V134L12 135V137L9 139L10 141H8V143L9 144H7L6 145V143H5V141H3L2 142V145L5 143V146H7L6 148H7V150H10V154H11V158H13V159H23V158H25V153H24V150H25V147H22V144H21V142L23 141H21L20 142ZM91 139H92V141H93V137H91ZM122 139H123V137H122ZM125 139V138H124ZM167 139V138H166ZM194 139V138H193ZM198 139V140H199ZM204 138H202V140H203ZM212 139H213V137H212ZM212 139L210 140V142H211V144L215 141L214 139H213V141H212ZM8 140V139H7ZM119 140V139H118ZM127 140V139H126ZM162 140V139H161ZM186 140V139H185ZM185 140H182V141H185ZM216 140H217V138H216ZM227 140H229V139H227ZM91 141V140H90ZM188 141V140H187ZM186 141V142H187ZM190 141V140H189ZM232 141V140H231ZM129 142V141H128ZM146 142V141H145ZM145 142H143V145H144V143ZM149 142V141H148ZM157 143H154V145H155V150L158 148V147H160V146H158V144H159V142L158 141H156ZM174 143H175V140L173 141ZM193 142V141H192ZM195 142H197V141H195ZM194 142V143H195ZM200 142V141H199ZM219 142H220V145H221V140H218V142L216 141V143H218L219 144ZM222 142H223V140H222ZM250 142V141H249ZM88 143V142H87ZM117 143H118V150H119V152L121 153V155H119V153H118V151H117V149H116V153H117V155H119L120 157H121V159H120V157H117V159L115 160V158L113 159L116 163H117V165H118V163L120 164V165H118V167L120 166L121 167V163L120 162H118V159H120V161H123L122 162V165H123V163H124V161L126 160L125 158L127 157H129L130 155H132V149H130L131 147H128L129 146V144L128 143H126V141L125 140H120L119 142L117 141ZM151 143H152V141H151ZM151 143H148L149 144V146L151 145ZM184 143V142H183ZM216 143H213V144H216ZM224 143H225V140H224ZM228 143L229 144H231V142H227L226 143V145L225 146H227L228 145ZM1 144V143H0ZM80 144V143H79ZM156 144H157V146H156ZM181 144V143H180ZM189 144V143H188ZM196 144H198V143H196ZM213 144L211 145V146H213ZM223 144V143H222ZM233 144V143H232ZM231 144V145H232ZM25 145V144H24ZM49 145V146H50ZM160 145V144H159ZM177 145V144H176ZM185 145V144H184ZM192 145H193V143H192ZM195 145V144H194ZM77 146H78V144H77ZM145 146V145H144ZM146 146H148L147 145V143H146ZM145 146V147H146ZM153 146V145H152ZM151 146V147H152ZM174 146V145H173ZM190 146H191V144H190ZM10 149H9V148ZM79 147V146H78ZM82 147H84V149H86V150H84ZM92 147L93 146H91V149H92ZM117 147V146H116ZM143 147V146H142ZM141 147V152L143 151V149L145 150V148H142ZM181 147H183V146H181ZM220 147V146H219ZM224 146H222V148H223ZM23 148H24V150H23ZM82 148V149H81ZM150 148V147H149ZM148 148V149H149ZM184 148H186V147H183V149ZM188 148H189V146H188ZM212 148V147H211ZM221 148V149H222ZM231 148H233V145L231 146ZM47 149V150H48ZM151 149V150H150ZM149 150H150V152L152 153V152H154V151H152L153 150V147L152 148H150ZM175 149H177L179 152L181 151V150H179V148H175ZM180 149H182V148H180ZM190 149V148H189ZM215 149V148H214ZM81 150H84L83 151V153H84V155H83V153H81L82 151ZM102 150V149H101ZM146 150H147V147H146ZM173 150L174 149H172V152H173ZM226 150V149H225ZM225 150L223 149V151L225 152ZM91 151V150H90ZM158 151H159V149H158ZM189 151V150H188ZM221 150L218 148V153L220 152ZM229 151V150H228ZM227 150H226V152L225 153H227L228 152ZM47 152V151H46ZM86 152H88V154H90L89 156H91L92 155V158H91V160H88L85 156L87 155V154H85ZM172 152H170V154H168V156L170 155V157H171V155H175V153H173V154H171ZM216 152V151H215ZM231 152V151H230ZM115 153V152H114ZM149 153V151L147 150V152H143V154L142 153H140L143 157H144V159L145 158H148V157H150L151 155L155 158V157H157V155H156V152H155V154L153 155V153L150 155V153ZM158 153V152H157ZM160 153H162V152H160ZM181 153V152H180ZM191 153V152H190ZM221 153V152H220ZM219 153V154H220ZM107 154H108V152H107ZM159 154V153H158ZM176 154H177V151H176ZM185 154V153H184ZM186 154H187V152H186ZM212 154H214V153H212ZM212 154H209V155H212ZM167 155V154H166ZM173 155V156H174ZM189 155V154H188ZM218 155V154H217ZM88 155H87V157H89ZM159 156L160 155H158V157H157V159H159ZM172 156V157H173ZM179 156H181V154L179 155L178 154V156L177 157H179ZM184 156V155H183ZM182 156V157H183ZM191 156V155H190ZM196 156V155H195ZM194 156V157H195ZM214 156H216V154L214 155ZM223 156V157H222ZM222 156H220V158H221V160H223V158H224V154L222 155ZM257 156V155H256ZM143 157H141V159L143 158ZM164 157H167V156H163V157H161L160 159H164ZM192 157V156H191ZM198 157V156H197ZM202 157V156H201ZM206 157H209L207 154H206ZM105 158V159H104ZM151 158V160H153L154 158H152V157H150ZM173 158H175V157H173ZM180 158V157H179ZM184 158V157H183ZM188 158H190V157H188L187 156V158H186V160L188 159ZM196 158V157H195ZM211 158V157H210ZM216 158H217V156H216ZM141 159H140V161H141ZM143 159V160H144ZM159 159V160H160ZM178 158H176L175 160H177ZM209 159V158H208ZM208 159H205L206 161H208ZM108 160V159H107ZM150 159H148V162L149 163H151L150 161H149ZM155 160V159H154ZM166 160V161H165ZM192 160H194V158L192 159L191 158V160L190 161H192ZM203 159L201 158V161H202ZM203 161V163L205 162L206 163V161ZM209 160H211V159H209ZM217 160L218 161H221V160H219L218 158H217ZM112 161V160H111ZM145 161H146V159H145ZM173 160L170 158L169 160L168 159H164V162H170V163H168V165L169 164H171V162H172ZM194 161H196V160H194ZM193 161V162H194ZM200 161V162H201ZM216 161V160H215ZM228 161V160H227ZM69 162H71V164L72 165H70V166H68V163ZM143 162V161H142ZM147 162V161H146ZM161 162H163V160L161 161ZM176 162V161H175ZM211 162V161H210ZM174 162H172V164H173ZM199 163V162H198ZM202 163V162H201ZM201 163H199L198 165L200 166V164ZM215 163H219V162H215ZM49 164V165H48ZM70 164V163H69ZM108 164H110V162L108 163ZM147 164V163H146ZM165 164V163H164ZM208 164V163H207ZM206 164V166H207V168H204V167H202V166H200V167H202L203 168V172H205V170L206 169H208V165ZM111 165H113V164H111ZM116 165V164H115ZM117 165H116V167H117ZM166 165H167V163H166ZM42 166V165H41ZM40 166V167H41ZM164 166V168H165V165H163ZM172 166V165H171ZM196 166H197V164H196ZM195 166V168H196V170H197V167ZM204 166V165H203ZM205 166V167H206ZM39 167V168H40ZM43 167V166H42ZM41 167V168H42ZM43 167V168H44ZM41 168L39 169V170H41ZM112 168H115L114 167V165H113V167ZM146 168V167H145ZM144 168V169H145ZM199 168V167H198ZM116 169V168H115ZM114 169V170H115ZM161 170L159 171V169H158V171L160 172V173H162V174H165V172H166V170L163 172V169L162 168H160ZM165 169H169V168H165ZM171 170H172V168H170ZM169 169V170H170ZM120 170H121V168H120ZM123 170V169H122ZM147 170V169H146ZM200 170H202L201 168H200ZM149 171V170H148ZM168 171V170H167ZM191 171V170H190ZM193 171V170H192ZM198 171V170H197ZM80 172H81V174H82V181H84V183H85V186L87 187L86 188V191H84L85 189H83V191L85 192V193H83L82 191L81 192H78V193H81L80 194V196L82 195V197H78L77 198V200H70V198L72 199V196H73V194L74 193H72L70 196H69V194L70 193H68V200H67V202H69V203H65V200H63L64 198H61L62 199V204H63V208H60V207H58L57 209H60V210H58L57 212H54L55 210H53V209H51V205L50 204H53L54 206H55V204H56V206H57V203H59V200H60V195H58V192H57V188H56V186L54 185V184H56L57 183V187H60V186H67L68 185V183L71 181V180H73V178H74V176H76V174H77V176H78V178H80L79 177V174H80ZM169 172V171H168ZM186 172V171H185ZM199 172V171H198ZM41 173V172H40ZM118 173V172H117ZM117 173H116V175H117ZM106 174V175H105ZM120 174H122L121 176H120ZM118 173V175L122 178V176H123V172H121V173ZM162 174H159V175H162ZM182 174V173H181ZM180 174V175H181ZM142 175H143V173H142ZM158 175V176H159ZM182 175H184V174H182ZM188 175V174H187ZM132 176V175H131ZM138 176V175H137ZM141 175H139V177H140ZM144 176V175H143ZM142 176V177H143ZM199 176H203L202 175V172H201V175H199ZM199 176H197V177H199ZM127 177H128V175H127ZM145 177V176H144ZM133 178V179H132ZM146 178V177H145ZM145 178H144V180H145ZM159 178V177H158ZM200 178V177H199ZM201 178H203V177H201ZM75 179H77V177H75ZM136 179H138V178H136ZM135 179V180H136ZM141 179V178H140ZM143 179V178H142ZM141 179V181L140 182H142V184L144 183L143 182V180ZM178 178H176V180H177ZM130 180L128 181V182H130ZM159 179H157L156 178V180H155V178H154V180H151V182L150 183H147L148 181L147 180H145V184L146 185H144V186H146V190H144L145 192H147V193H149V194H151V195H153V194H155V195H157V196H160L161 195V193L160 192H163V191H161L162 189L164 190V188H165V190H164V192L166 193L167 192V189H166V187H164V188H162L163 187V185H165V182H159L158 181ZM173 180V179H172ZM201 179H199L198 181H200ZM203 180V179H202ZM75 181V180H74ZM78 181H79V179H78ZM82 181H81V179H80V181L79 182H81L82 183ZM134 181V180H133ZM147 181V182H146ZM73 182V181H72ZM136 182H138V184L140 185V182L137 180ZM169 182V181H168ZM168 182H167V186H168ZM173 182H175V181H173ZM81 183H80V185H81ZM132 183V182H131ZM160 183H162L163 185H161ZM39 184H41V186L42 185H44V189H43V191H44V193L43 194H45V192H46V195H47V193H48V195H51L50 196V198L48 197L47 198V200H48V205H49V207L47 208V207H45V208H43L42 206H43V203H42V196H43V194L41 193V191H40V187L41 186H39ZM52 184L54 185V186H52ZM70 184V183H69ZM83 184V183H82ZM100 184H102L101 186H100ZM173 185H174V183H172ZM176 184H177V181H176ZM180 184V182L178 183V185ZM199 184V182L196 184V185H194V187H196L197 185ZM133 185H135V184H133ZM132 185V186H133ZM139 185H138V187H139ZM178 185H176V186H178ZM1 186V185H0ZM135 186H137V184L135 185ZM134 186V187H135ZM170 186H171V184H170ZM200 186V185H199ZM198 186V187H199ZM69 187V186H68ZM141 187H143V186H141ZM169 187V186H168ZM167 187V188H168ZM192 187H193V185H192ZM191 187V188H192ZM193 187V188H194ZM54 188H56V189H54ZM83 188H85L84 187V185H83ZM140 188V187H139ZM144 188V187H143ZM173 188V187H172ZM178 188H183V187H178ZM2 189V188H1ZM42 189V188H41ZM62 189V188H61ZM145 189V188H144ZM171 189V188H170ZM185 189H186V187H185ZM64 190H65V188H64ZM64 190H62V191H64ZM134 190V189H133ZM168 190H169V188H168ZM175 190V189H174ZM173 190V191H174ZM181 189H179V191H180ZM195 189H193V191H194ZM197 190V189H196ZM68 191V190H67ZM178 191V190H177ZM176 191V192H177ZM192 191V190H191ZM104 193L103 194V199H105L104 200V202H105V205L103 206L102 204H101V202H100V200H102L100 197H99V194L100 193ZM142 192V191H141ZM145 192H142L144 195L146 194ZM169 192H171L172 193V191H169ZM175 192V193H176ZM181 193L180 194H182L183 192H182V190L180 191ZM197 192H199L198 190L197 191H195V193L194 194H196ZM65 193H66V190H65ZM64 193V194H65ZM67 193H66V195H67ZM77 193V194H78ZM63 194V193H62ZM179 193H177V195H178ZM143 195V196H144ZM162 195H163V193H162ZM175 195V194H174ZM63 196V195H62ZM77 196H79V195H77ZM142 196V197H143ZM146 196H148V194H146ZM172 196H173V193H172ZM196 196V195H195ZM198 196V195H197ZM199 196H200V194H199ZM65 198H66V196H64ZM145 197V196H144ZM174 197V196H173ZM43 198H44V196H43ZM74 199H76L75 198V194H74V197H73ZM191 198H192V196L191 197H189V199L191 200ZM188 199V200H189ZM198 199H200L201 201H202V199H203V197L201 198V196H200V198L198 197L197 199L196 198H194V199H192V203L190 202V205H193V204H198L200 207H202V204H203V206H204V204H205V202H208V200L207 201H205L204 203H202V202H200V200H198ZM28 201V200H31L32 202V204H31V206L29 205V208H28V210L26 211L25 210V208H24V204L22 203L23 201ZM44 200V199H43ZM50 201V202H49ZM130 201V200H129ZM47 202V201H46ZM45 202V204H47ZM189 202H187L186 204H188ZM209 203V202H208ZM44 204V205H45ZM65 204V205H64ZM207 204V203H206ZM205 204V206H207ZM198 205L197 206H195L194 205V207H198ZM184 206L186 207V205L184 204ZM189 206V205H188ZM187 206V207H188ZM125 207H126V209H125ZM137 207V206H136ZM184 207V208H185ZM192 207V206H191ZM128 208V209H127ZM204 208V207H203ZM53 210V211H51V210ZM108 209V208H107ZM125 209V210H124ZM183 209V208H182ZM187 209V208H186ZM185 209V210H186ZM200 209V208H199ZM43 210V211H42ZM110 210H108V211H110ZM135 210V209H134ZM41 211H42V213L45 215V214H47V216H48V218L47 217H45L44 215H41ZM182 211H184V210H182ZM182 211H181V213H182ZM188 211V210H187ZM200 211H202L201 209H200ZM239 211H242V210H239ZM239 211H237V212H239ZM136 212H137V210H136ZM136 212L134 211V213L136 214ZM236 212V211H235ZM133 213V216L135 215ZM179 214V215H183V214ZM186 214L188 213V212H185ZM138 214V213H137ZM136 214V215H137ZM185 214V215H186ZM236 214H238V213H236ZM244 214V212H242V215ZM189 215H190V213H189ZM110 216V215H109ZM108 216V217H109ZM188 216V215H187ZM236 216V215H235ZM235 216H234V218H235ZM43 217L44 218H47V220L45 219V221H47V224L45 223L44 224V220H43ZM183 217V216H182ZM237 217V216H236ZM111 218V217H110ZM134 218V217H133ZM135 218H136V216H135ZM233 218V222L234 223H236L235 221V219ZM243 219V218H242ZM105 220V219H104ZM120 220V221H121ZM123 220H125V219H123ZM127 220V219H126ZM132 220V219H131ZM106 221H108V219H106ZM118 221V220H117ZM239 221H240V219H239ZM101 222V221H100ZM99 222V223H100ZM102 222H104L105 223V221H102ZM232 222V221H231ZM232 222V224L234 225V223ZM238 222V221H237ZM244 222V221H243ZM108 223V222H107ZM106 223V224H107ZM95 224V225H94ZM106 224H105V226H106ZM228 224L229 223H227L225 226L226 227H230V226H228ZM242 224V223H241ZM46 225V227H47V229L49 228V233H47L46 234V231H44V226ZM261 225V224H260ZM263 225V224H262ZM264 226H261V228L260 229H264L263 228ZM234 228V227H233ZM47 229H45V230H47ZM108 229V228H107ZM260 229H258L259 231L258 232H254V236L253 237H256L255 235L257 234L258 236H259V238L262 236L263 237V239H264V233H262V231L263 230H260ZM114 230V229H113ZM105 231H107V230H105ZM111 231V230H110ZM142 231V230H141ZM233 231V230H232ZM234 231H235V229H234ZM256 231H257V229H256ZM260 232L263 234H260ZM109 233V232H108ZM54 235H61V238L60 239H62L63 240V242H62V240L61 241H58V239H55L56 241H57V243H63V246H62V249L61 250H63V247H64V250H65V252L66 253H68V255H69V257L68 258H70L69 260H68V258L66 257L67 255L66 254H64L65 252L64 251H61L62 253H58V251H60V250H56V248H53L55 251H53V249H52V245H50L49 244V242H51L50 240H52L53 238L51 237V236H54ZM261 235V236H260ZM50 237L52 238V239H50ZM55 237V236H54ZM58 237V236H57ZM116 237V236H115ZM113 238V237H112ZM123 238V237H122ZM59 239V240H60ZM124 239L125 238H123V242L124 243H122L120 240H122V239H119L118 237H117V239L115 240V241H111L112 242V245H113V247L118 251V249L117 248H119V250L120 251H118V252H121V253H127V249L125 248V246L127 245V248L128 249H131L128 245H130V246H132L131 245V243L132 242H134V241H132V238L131 239H129V238H126L125 239V241H124ZM261 240L260 242L261 243H259V241L258 240H252V241H249L250 243H247V248L249 247L250 249H252V250H254L253 248H259V246H261V244H263L264 245V240ZM53 241L54 243H56V241ZM126 240H131V242L129 241V244H127V242H126ZM25 241H30L29 243H30V245H31V247H30V245H29V243H28V246H21L20 248L19 247H16V246H18L19 244H21V243H24ZM257 241V242H256ZM52 243V242H51ZM126 243V244H125ZM258 243V244H257ZM53 244V243H52ZM250 244H252V245H250ZM61 245V244H60ZM248 245H250V246H248ZM256 246V247H255ZM54 247H55V245H54ZM56 247H57V244H56ZM59 247V246H58ZM57 247V248H58ZM253 247V248H252ZM60 248H61V246H60ZM125 248V249H124ZM133 248V247H132ZM249 248L248 249H246V250H249ZM261 248L262 249H264L263 248V246H261ZM260 249V248H259ZM116 250H112L113 252L115 251V253H116V255H119V254H117L118 252L116 251ZM255 250H257V249H255ZM56 251H57V253H56ZM240 251H242V250H239V252ZM258 252L259 251H261V250H257ZM256 251V252H257ZM100 252V251H99ZM244 252V251H243ZM243 252H241V253H239V254H241L242 255V253ZM251 253H253L254 251H250ZM258 252H257V254H258ZM263 253H264V251H263ZM44 254H48V256H46V255H44ZM129 254V253H128ZM245 254H246V252H245ZM244 254V255H245ZM247 254H249L248 252H247ZM46 256V257H48L47 259H46V257H44V256ZM252 255V254H251ZM99 256H100V254H99ZM246 256V255H245ZM244 256V258H246ZM248 256V255H247ZM254 256H256V253H255V255ZM259 256V258L260 257H262L261 255H257V257ZM45 258V262L44 261H42L43 260V258ZM99 259H98V258ZM241 257V256H240ZM239 257V258H240ZM42 258V259H41ZM242 258V257H241ZM248 258V259H247ZM246 259H245V263H247V264H249L250 262V260H251V258H250V260H249V257H247ZM253 258V257H252ZM258 258V259H259ZM242 260H244L243 258L241 259V261ZM255 260V259H254ZM199 261V260H198ZM197 261V262H198ZM259 261V260H258ZM41 262H40V264H41ZM203 262H204V260H203ZM203 262H201V263H199V264H203ZM253 262H255V261H253ZM263 262V261H262ZM206 264H207V262H205ZM204 263V264H205ZM252 263V262H251ZM261 263V262H260ZM193 264H194V262H193ZM241 264H244V261H243V263H241ZM254 264V263H253ZM256 264V263H255Z\"/></svg>",
    "mask_w": 264,
    "mask_h": 264
}]
</instances>
